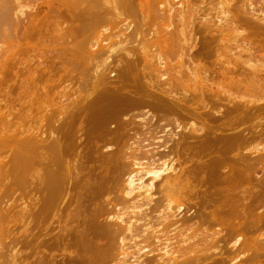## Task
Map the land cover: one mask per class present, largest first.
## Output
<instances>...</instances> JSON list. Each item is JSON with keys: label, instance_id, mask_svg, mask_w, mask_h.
Masks as SVG:
<instances>
[{"label": "bare ground", "instance_id": "obj_1", "mask_svg": "<svg viewBox=\"0 0 264 264\" xmlns=\"http://www.w3.org/2000/svg\"><path fill=\"white\" fill-rule=\"evenodd\" d=\"M206 1H208V2L211 1L210 5L213 7V9H214L213 2L218 5L217 7H218L219 11H218L216 6H215L216 7L215 9H217V10H214V11L218 12V14H220L221 16L215 14L216 15L215 21H214V19H212L213 21L210 20L206 16V15L209 16L210 14H206V15L204 14L205 15V17H204V15H200V13H199L200 10H201L200 12L202 14V12L207 13V12H209L210 9H212V7ZM215 1H213V0H0V43H1L0 44V264H31L33 261L35 262V264H58L57 260H55V258L51 256L52 253H54L53 249H52L53 251L51 250L52 253H50V252L48 253L51 255L46 257V258H41L38 256L39 259H37L38 257H35V255L37 254V250H35V249H37V248H35L34 245L35 246L37 245V247H38V243H35V242H39V241H40L39 243L41 245L44 242L46 244L53 242L56 246H58L59 244H62V245L66 244V242L70 238H73V243L76 244V245L72 244V245H74L73 247L78 246L80 248L81 252L78 254V252H79L78 251L77 252L78 256H76L75 258L68 259V261H70L71 264H86L89 262L95 264L94 262L96 261L98 254L94 250L95 249L97 250V248H98V249H100L99 251H102L100 248L101 246L99 247L97 245L98 247L97 246L95 248L93 247L96 244H98L97 243L98 241H100L98 238H97L98 241H97V239L93 240L91 238L92 240L89 243L86 241L87 235L84 231V228L80 229L81 228L80 226H79L80 228L75 226L78 229H74L75 227L73 228L74 223L77 224L76 221L74 222L75 219H73V217L74 216H77V218L79 217V215H76V214L80 213L78 208L81 207L80 206L81 200L80 199L78 200V198L72 199V197H70V196H72V193H75V192H72V193H70V192L74 191L78 188H75L74 190L69 191L68 185L70 183L69 182L70 179L74 178L73 176L79 175L78 173L81 171L80 169H79V171H78V169H76L78 167H76L77 163L74 160L76 158V155H77V153H75V152H77V151L79 152V150H77V151L75 150V152H74L75 158L71 154V156L74 158L73 159L74 161L73 160L72 161L75 162V165H74V163H70L71 159H72V158L70 159V156H69L70 162H68L70 164V166L67 163V161H69V159L66 160L68 157L65 158V155H67V153L69 154V152H72V151H69L71 149V145H72L71 140H72V138H74L73 136H75V135L77 136L76 133L78 131H82V128H84L83 127L84 122L85 121L87 122V120L91 121L93 123L98 122V118H99L98 112L100 109V107H99L100 103L99 104L96 103V105L93 106V108H92L93 115L91 117L88 118V117L84 116V114H81V112L83 113L84 111H81V112H79L80 115L79 114H78L79 116L77 115V118L72 119L71 115H70V112L72 113L74 111L73 110L74 109V107H73L74 103L73 104L70 103V99H72V98L70 97V99L68 100L69 102L66 101L67 103H70L72 106L71 107L69 104H66L69 107H71V110L68 109L66 111L67 113L70 111L68 113V115H70V116H68L67 113H64L66 110V109L64 110V108L66 106L64 105L63 108H60L62 106L60 105V103H58L59 100L56 101L57 97L59 98V96L54 97L55 94L53 93V91H54L53 89H56V87H58V85H59V84H56L54 82V80H56V82L59 81V79H55L56 77H59V78L61 77L62 79L67 78L68 75H69V77H71V75L73 76V74L75 72H77L76 70H83L84 69L83 72L84 71L85 72L94 71V70L90 71L91 66H88L89 68L87 67L88 64L93 62V64H91V65H92L93 69L95 68V71L91 72V73L87 72V75L91 74V75H89V76H91V78L89 76L87 78L83 77L86 74L82 72L84 74V75H82V74H80L81 71L80 72L78 71L79 75L77 72V74L74 77H76L77 75L80 77V75H81L83 79L79 78L77 76L78 81L76 78L75 83L76 82H77L76 84L81 83L83 86L81 84H78V85L73 84V85H75V87L78 86V87H76V90H77V88H80V87L83 88L84 84L86 82L85 83L83 82L84 83L83 84L82 80L85 79L84 81H86L88 78L93 79V76L96 75V77L98 79L94 78L95 81L93 79L94 87H96L97 88L96 90L99 91L98 87H97L98 85H95L96 79L99 81L101 78L100 75L101 76L105 75L103 73L106 72L108 65H110L109 64V62L111 61L110 56L114 52H116L118 49L124 53L123 55L126 59V60L125 59L124 60L126 63H128L127 66L124 65L125 68L123 69V72L126 73V76L132 75V76H130L133 79V82L131 81V83H133L135 85L136 89H135V91H133L134 93H131L134 95H131V96L136 98L137 103L146 104L147 102H149L152 99L149 95L151 94V92H153L155 95L154 96L155 98H153V101H154L153 106H155L156 108L170 109V110L178 111L179 114H182L184 117L191 119V120H189L188 123L187 122L184 123V121L186 119L183 122L181 121L182 119H179V120H177L179 122H177V121L173 120V119H175V117H173V114H171L173 119H171V121L169 120V122L170 123L175 122V125H176L175 129L176 130L170 131V129H167L165 127H161L160 124H159V126H160L159 127L157 125L158 124L157 123L156 125L159 127L160 131H162L163 136H162V139H155L154 136H150V134L154 135L155 133H153L152 128L148 126L149 124H151V123H149V121L151 122V120H149L151 116H149L147 118H139L136 116L135 118H138V119L134 120V118L133 119L131 118V114H128V116H130L129 118L134 120L135 123L137 122V124H135V127L137 126L138 129H140V131L142 133L144 131L146 132V130L149 128L151 129L152 133H150L148 135V138L152 139L154 137L153 140H161L159 145L157 144V146L160 148L158 152L155 151L154 149H151L149 151L148 150H146V151L140 150L143 147H146L145 145H152V143H150V141H148L149 140L148 138H146L147 141L149 142L148 144H145V143L142 144L143 142H146V139L144 138V140L141 139V141L137 140L140 142H138V144L135 145L138 148V149H136L137 153H138V151L142 152V155H139L135 158H136V160L146 161L145 165H143V163H141L139 161L135 162L136 164H134V161H133L132 170L136 169V168H134V165H135V167H137V169L133 172H132V170H128V172L130 174L128 175V177H126V182H125L126 184L124 183V185H125L124 190H123V187L121 186L122 187L121 191L124 192V194L126 195V197H125V195L123 194L124 197L125 198L128 197L127 201L125 199L123 200V203L127 204V202H129L128 204H130V202H131V205L129 208L132 207V209H135V210H133V212H131L133 215H134V212L136 210H137L136 212L140 211V213H139L140 215L143 214L141 211L143 209L142 205L151 206L150 204L152 203L153 200H155L153 198L154 196L151 194L155 190V187H156L155 185L157 184V183L155 184V182H156L155 180L160 181V186L163 185L165 188H168L167 185L169 183L171 185L172 180L174 181L173 184L175 185V184H177V181H178L177 179H179V178L181 179V177H179V175L181 174V172H183V170L179 168L180 174L177 173L176 167L173 165V162H172V156H173L172 153H174V155L177 154L178 149L180 147H184L185 145H187L186 143H188V145H189V142L191 141V140H189V142H188V139H187V142H186V139L182 140L183 137H182V139L179 138V136L182 135V133H181L182 131H184L186 136L189 138L190 137L195 138V136H201L202 137L201 138V144L203 147L205 145L212 143V142H215V143L218 142L220 144H223V145H225L224 151H228L231 149H235L236 151L237 150L240 151L241 149H239V148H242L241 152L244 153L247 149L246 148L244 149L241 146L244 145V147H245L248 144V143L246 144L247 140H252V141L257 140L256 142H258V140L260 138V141H261V138L264 137V126H262L264 123L262 121H260L262 118H264V116H260V114L264 113V100L262 101V98H261V94L264 92V91H262V90H264V89H262L264 87V85H262V84H264V82H261V81H263L264 78L262 79L263 76L260 75V72H262V71L264 72V66H262L264 63H262V65L260 64V62H262L261 61L262 58H264V49L262 46V43H264V10H263L264 7L262 6V9H259V8H261L260 7L262 5L261 3H263V5H264V0H260L263 2H260L258 0L259 5L261 4L259 6L258 10H259V12H261L263 14H260L259 12H257V9H255V4L258 3V2L256 3L255 0H237V2H236V0H215ZM254 1H255V4H254ZM198 2L200 3V6L202 3H204V4L206 3L211 8L209 9V8H207V7H209L208 5L204 6V4H202L201 7H205L206 9L205 10H204V8L198 9L197 8V6L199 7ZM196 3H197V6H196ZM43 6L46 9L42 8ZM256 6H258V4ZM44 9H45V12L43 13ZM136 10H138V12ZM211 11L212 10H210V12ZM255 12L259 13V14H256ZM38 13L40 14V18L45 17L44 23H42V19H40L41 21L38 20V18H39V16H37ZM45 15H47V16H45ZM48 16H51L52 18H54L53 20H54V22L55 21L57 22V23L55 22V24L57 26L53 25L54 24L53 20H50L52 18H50ZM218 16H220V17H218ZM211 17H212V15H211ZM49 20L52 23V25L55 27V29H54V27L51 28L49 26V23H50ZM81 21L85 22L84 28L86 30L84 29L83 32L85 34H87V31H88V34H87L88 36L86 35L87 38L84 37L86 40L85 42H83L84 44L81 43L82 45H80L79 42H76V44L78 43L80 45L78 48L81 47L80 48V49H82L81 52L78 48H77V52H76V49L74 48L75 51L74 52L72 51L73 52L72 53V52H70V50H73V47H74L73 44L75 45V41H73L74 43H71L69 41H71L75 38L74 36H73V38L71 37L72 34L73 35L75 34L76 39L80 38V36H78L80 34L82 37L81 32H82L83 28H81L79 34L77 33L78 31L77 32L75 31V30H77L76 27L80 28L81 24L83 26L84 22H82L80 24ZM77 22L80 24V26ZM40 23H41V25H40ZM51 23H50V25H51ZM164 23H165V25H164ZM61 24L63 27L61 26ZM65 24H68V25L78 24V25L75 27V29H71L69 27L72 25L66 27ZM177 24H178V27L180 26L179 28L177 27ZM161 25L164 26L165 28L163 29V27ZM64 26L66 27L65 28L66 30H64V33H63L62 30L64 29ZM49 27L51 30H53V29L56 31H59L60 29L61 30L57 33H56V31L54 32V30L52 32H49V29H48ZM72 27H74V26H72ZM160 28L163 29V31H161ZM229 28H230V30H229ZM175 29H176V31H175ZM226 29L231 31L232 36L230 37V34H229V38H232V39L228 38V34H227V33H229L228 30H227V33H224V31H226ZM231 29L234 32H232ZM65 31H66V33L68 32L67 36L72 38V39L69 38V41H68L69 45H68L67 41L64 42L65 40H63L64 44H62V41H60V40L65 38V35H66ZM49 33L50 34L56 33V35L51 34V37H50ZM58 33L60 34L59 36H61L59 38L60 40H58V37H59ZM222 33H224V36H227V37L221 38L220 35ZM46 34L49 35L48 37L50 39L47 37ZM68 34H71V36ZM85 34H84V36H85ZM34 35L35 36L38 35L39 37L36 40H33ZM62 35H64L63 38H62ZM52 36H54V38H56V40ZM110 36H114V37L116 36V38L118 40H116V38H114L113 39V40H115L114 42H108L109 41L108 39L110 38ZM217 36H218V38H217ZM222 36H223V34H222ZM51 38L53 39L54 42L56 41L57 43H59L58 41H60L61 44L66 47V48L63 47V49H62V45L59 43V46L60 45L61 46L59 48L57 47V50H56L55 47L58 44L56 45V42H55L54 43L55 44L54 49L57 52H59L60 49H61L60 51L66 49L65 52L67 53V49L70 45H72L73 47H69L70 48V49H68L69 55H72V56H73V54L77 55L78 51L80 54L83 52V54H81V55L79 54L78 57L76 56L75 57L76 59H73L74 56L72 58V56L70 57L68 54H67L68 56L65 55L66 54L65 52L63 55L60 54V56L62 55V57L64 55L66 56V57L64 56L65 59L63 57V59L66 62L70 61V60H73L74 64L76 62L75 67L79 68V66H81L80 69H78V68H76L75 70L72 69L75 72L70 73V72H72V70H70L71 67L74 68L72 66L73 62L71 61L72 63L71 62L69 64L67 63L68 65H70V67H69L68 65H66V62L62 58H60V56H56L57 59H54V56L51 55V57H53V58H51L52 60H51L50 64L48 63L49 62L48 59H50L51 53L46 52L45 55L41 54V53H44V52H42L44 50V48L42 47V46H44V43H42V42L40 43L39 39H41L44 42L46 41L45 43L48 44L47 41L52 40ZM82 38L79 39V41L81 40L80 42H82ZM84 38H83V41H84ZM138 38H139V41L141 40L140 41L141 43H139V45H137ZM224 38L226 41L224 40ZM226 38L231 40V41H228ZM147 39H149L148 41L151 42L150 44H148L146 42ZM261 41H263V42H261ZM134 42L136 44L133 45ZM52 43H50L51 45L49 44V46H53ZM231 45H233V46H231ZM76 46L77 45H75V47ZM149 46L151 47V49ZM152 46L155 47L154 48L155 50L159 49L160 51L157 50L158 52H156V51L152 50ZM261 46H262V49H261ZM232 47H234L235 49H237V48L240 49V50H237V55H234V57L232 54H231L232 56L229 54L232 50L230 48H232ZM29 48L31 49V51ZM42 48H43V50H41ZM234 48H233V51L235 50ZM257 49L258 50L261 49L263 52V54H262V52L260 53V51L258 53L259 54L258 56H261V55L263 56V57H260L261 59H257L259 57L256 56L257 55L256 53H254L256 51L258 52ZM38 50L41 51V53H39L40 56H38L39 54L37 52L35 53V51H38ZM221 50L222 51L224 50L223 52L225 55L222 54L223 56H221V52H220ZM225 50L228 51V53L225 52ZM229 50H230V52H229ZM32 51H34V52H32ZM151 51H154V53H152ZM170 51L171 52L175 51L176 53H178L179 57L175 53L172 52V54H174L175 58L174 57L171 58L173 55L171 56ZM30 52H32V56L28 55ZM235 52H236V50L234 51V53ZM33 53H34V55H33ZM116 53H118V52H116ZM116 53H114V54H116ZM165 53L166 54L170 53V56H171L170 60H172L170 63L173 62L172 65L173 64L175 65L174 62L179 60L178 61L179 63H177L179 65H176V67L180 66V65L181 66L179 69L177 67V69L178 70L184 69V72L183 71L182 72L186 75L187 80H189L188 82L190 83V81H191V83H193V84H189L188 82L185 83L186 78H184L185 80L182 79L183 77H185V75L184 74L181 75V73H182L181 71L179 73L178 70L177 71L175 70L178 74H172V73H176L175 71L174 72L172 71V68L174 66L169 65V66H167L169 69H166V64L168 65L170 63L168 62L169 60L167 61V58H166V60L164 59ZM23 54L24 55L26 54L27 56L25 55L24 56L25 58H24L23 56H21ZM47 54H49V55H47ZM226 54H228V56L232 57V59H231V57H228L231 59V61L227 60L228 59L227 57L225 58ZM243 54H246V55H244L246 57H242ZM82 55H85L86 60H88L87 58H90V60H88V62L90 61V63H87V61H84L85 57L81 58V57H83ZM211 55L213 56L212 59L210 58ZM113 56L116 57V55H113ZM167 56L169 58V55H166V57ZM67 57L71 58V59L68 60ZM96 57H99L100 59L98 58L99 60H97ZM109 58H110V60H109ZM79 59H82V60H80V62H78ZM92 59L93 60L95 59V60L93 61ZM114 59H116V58H114ZM117 59H118V57H117ZM173 59H174V61H173ZM176 59H178V60H176ZM256 59H257V61L258 60L260 61L259 65L257 62H254V63L251 62V61H255ZM57 60L59 61V64H60L59 66H61L60 67L61 71H59L60 69L59 70L57 69V72H55L56 71L55 67H58V65H57L58 62L56 64L57 66L56 65L54 66L55 70H53L54 68H52V65L54 64L53 61H57ZM96 60H97L96 64L97 63L98 64L96 66H94V64H95L94 62ZM82 61L84 62V65H83L84 68L83 69H81L82 63H83ZM60 62L63 64L65 62V67H64V65L62 66ZM32 64H34V66ZM77 64L78 65L80 64V65L78 66ZM116 64L119 65L118 62H116ZM116 64L113 63V67H114V65L116 66ZM131 64L133 65L132 68H134L133 69L134 72L132 71L133 73L129 69V65H131ZM183 64L185 66H183ZM260 65H261V67H260ZM164 66H165V68H164ZM182 66L184 68L181 69ZM85 67H87L89 70H87V68H85ZM116 67H118V66H116ZM170 67H172V68H170ZM176 67H174V68L176 69ZM63 68H64V70H63ZM66 68H70L68 70L69 73H67L66 76H63L67 71ZM110 68L113 69L112 67L109 66L108 69H110ZM162 68L166 69V72L164 71L165 73L163 72ZM174 68H173V70H174ZM170 69L172 71V73H171L172 76L171 75L170 76L173 79H174V77H173L174 75L176 77L179 76V78L181 75V77H182L181 80L185 81L184 83H182L183 81L180 83L181 80H177L179 78H175V80H173L176 82L178 81V83H176L177 85L173 82L176 86H178L180 83V85H179L180 91H182L184 89V91L180 92L181 94L177 95L176 91H179V90H176V91L172 90L171 91V87L174 86V84H170L172 82L169 83L171 78L170 79L166 78L167 75H169L168 73H169ZM115 70H116V68H115ZM58 71H59V73H58ZM109 71H111V70H109ZM199 72H200V75H199ZM56 73L58 76L55 75ZM61 73H63V74H61ZM92 73L95 75H93ZM107 73H110V72H107ZM117 73L119 75H121L119 72H117ZM166 73H167V75H166ZM110 74H112V73H110ZM114 74H116V72ZM54 75H55V78H53ZM112 76H111V78H112ZM74 77H71L69 79L70 80L69 82H71V80ZM106 77H108V74ZM150 77L154 80L153 81L149 80V79H151ZM111 78H109V79L112 80ZM117 78H116V80H117ZM168 78H169V76H168ZM80 79H81V82H79ZM165 79H167L168 82L165 81ZM260 79H261V81L258 83V81ZM101 80L105 81L103 76H102ZM193 80L195 82H193ZM73 81L74 80H72V82ZM163 81L165 83L167 82L171 85L170 88L168 87V89H170V91L168 90L169 93L167 92V90L164 91L165 89H163V91H162L163 87L160 89L161 91H157V89H156L157 87L156 88L154 87L156 83L161 84ZM63 82H64V80H62V82L60 83L61 86L64 85ZM88 82L90 84V83H92V80L91 81L88 80L87 83ZM101 82L99 83V85L100 84L102 85ZM105 82L103 83L104 84L103 91H104L105 86H107V85L109 86V84L111 86V83H112L111 82V83H108L106 85ZM125 82L126 81H124V83ZM127 82H128V80H127ZM122 83H123V80H122ZM131 83H129V84H131ZM243 83H245V86L243 85ZM254 83H255V87L258 86L257 88H261V89L260 90H258L257 88L253 89ZM3 84H5L6 86H3ZM118 84L120 85V83H118ZM133 84H132V86H133ZM169 84H167L165 86H169ZM247 84H250V85H247ZM55 85H56V87H53ZM79 85H81V86H79ZM124 85H123V88L121 90L122 92H123V90L130 88V87L125 88ZM261 85L263 87H261ZM67 86H69V85H67ZM87 86H89V85H87ZM160 86H164V85L161 84ZM241 86H244V87H242V89L247 88L246 90L249 92L251 90H253L252 94L251 93L248 94L249 92L247 93L245 90L240 91ZM246 86H248V87H246ZM249 86H251V87H249ZM119 87H122V86H119ZM174 87H173V89L176 88V87L175 88ZM231 87H233V89H234V87H236L235 91L232 90V91H234L233 94H231L232 93ZM51 88H52V90H51ZM59 88H60V86H59ZM86 88L87 87L85 85V89ZM111 88H115L114 84H113V87L111 86ZM153 88H155V90H153ZM181 88H182V90H181ZM83 89H81V90L78 89L77 91L79 92V91H82ZM85 89H84V91H86ZM88 89H89V87L87 88V90ZM92 89L93 88H91V90H88L86 92L83 91L82 93L85 94L88 92L87 94L89 95V91L93 92L95 88L93 90ZM132 89L133 88H131V90ZM249 89H251V90H249ZM57 90H58V88H57ZM64 90H66V89H64ZM73 90H74V88H73ZM73 90H72V92H73ZM237 90H239V91H237ZM254 90L255 91L258 90V91H256V93H254ZM49 91L50 92L52 91L53 94L50 93V95H53V97L56 98L55 100L53 97H51L49 94H47V93H49ZM77 91H76V94L79 95L81 92L77 93ZM119 91L120 90H118V92ZM128 91H126V92H128ZM173 91L176 92V95ZM259 91H262V92H259ZM94 92H96V91H94ZM165 92H167L168 94L171 93V96H172V94H174L173 95L174 97L172 96L170 98V96H167L170 99L165 100V96L168 95L167 93L165 95ZM236 92H238V93L240 92V94H238L240 99L237 98L238 95L236 94ZM241 92H242V94H243V92H244V94L247 93L248 97L246 99H249V100L244 99L246 97V94L244 97V94L242 95ZM55 93H57V92H55ZM119 93H121V92H119ZM59 94H60L59 99L61 100L63 97L62 94H64V96H65V92L64 93H57V95H59ZM66 94H68V93H66ZM70 94H72V93H70ZM87 94H86V96H82V94H80V96H82V97H78V98L79 99L81 98V100H78L77 97L76 98L73 97V100L77 99V101L80 102L83 99L84 103H85V100H87V99H85V97L90 98L87 96ZM256 94L261 99L259 98L257 100ZM43 95L44 96L49 95L51 97V100L47 99L48 96L44 97ZM124 95H121V96H124ZM179 95H182L183 98H180V99H178V97L175 98V96H179ZM250 95L252 97L255 96L254 97L255 99L252 97H249ZM37 96L39 99L37 98ZM39 96L41 98H44V99H40ZM241 96H243L244 98H242ZM50 97H48V98H50ZM179 97H181V96H179ZM262 97H264L263 94H262ZM37 99H38L37 102H38L39 106H40L41 102L44 105V103L47 100V102L51 101L52 103L51 104L45 103L46 106L47 105L52 106L53 102H57V105H55V106L59 107V105H60V107L56 108L54 106L53 109L55 108L58 111L57 110L55 111L52 109L55 112H51L52 110H50V108H52V107H49V110H47L48 108H46V109L43 108L46 106L45 105L43 106L41 104L42 107H40V108L37 107L39 109L36 110L37 108H35V107L37 106V103L35 104V102ZM52 99H53V101H52ZM182 99H186L187 101L189 100L193 103L190 104V102H189L188 104H190V105L185 104L184 103L185 100H182ZM64 100H67V99H63V101ZM90 100H91V98H90ZM77 101L75 104L78 105ZM60 102H62V101H60ZM71 102H72V100H71ZM63 103H65V102H63ZM63 103H62V105H63ZM34 104H35V106H34ZM54 104H56V103H54ZM81 104L83 105V103H81ZM81 104L79 103V107H81L82 110H85L84 109L85 106L83 105L84 106L83 107ZM193 104H194V107L192 106ZM212 104H216L218 106H220V104H221V107H223L222 105L225 104L226 107L225 108L223 107L224 110H228L231 112L234 111V114L231 113V115H232L231 117L229 115L226 116L224 113L221 112V110L223 108H220V107H218V109H214L213 107L211 108ZM85 105H87V103ZM16 106H18V107H16ZM105 106H106V104H105ZM33 107H34V109H33ZM137 107H140V105H138ZM41 108L43 110L39 111ZM76 108H78V106ZM61 109L64 111H62ZM34 110H35V112H33V114H32V111H34ZM78 110H77V112H78ZM36 112H38V114H36V115H38L37 117H35L36 115L34 116V114ZM235 112L236 113L238 112V113L236 114ZM153 113H155V112H153ZM253 113H256V114L252 115ZM258 114H259V117H262V118H259V119L256 118V117H258ZM31 115L34 116V118H36V122L34 121L35 119ZM66 115L68 116V118L66 117ZM160 115L161 114H159V117H160ZM164 115L162 114L161 117H163ZM174 115H175V113H174ZM245 115L248 116L249 118L255 117L257 115L255 117V119H258L260 121V123L262 122L261 123L262 125H260L261 127L260 126L257 127V125H256V127L255 126L253 127L252 125H248L249 123L253 124V122H249V120H248L249 123L248 122L244 123L241 118H243ZM219 116H221L223 118V119L220 118V120L222 119L221 122L230 118L229 124L226 127L228 131H226V130L225 131H219L218 130V128L222 124L221 123L219 125L220 121L217 122L218 125L216 123H213L215 126L212 123H210V122H212L210 120H214V119L218 118ZM225 116L229 117V118H226ZM124 117L122 119L123 121H125L127 115ZM155 117H157V116H155ZM166 117H167V115H166ZM224 117L226 119H224ZM31 118H32V120H31ZM69 118H71V119H69ZM120 118H122V115L120 116ZM131 119L130 120L127 119L128 121H125V123L127 122V126L130 125V127H131L132 123H134L133 121H131ZM167 119H170V116L167 117ZM250 120L254 121V119H250ZM119 121H121V119ZM180 121L182 122L181 126H180V123H181ZM186 121H188V120H186ZM195 121H198L200 123V125H197L195 123ZM259 121H258V123H259ZM29 122L32 124H30ZM34 122L37 124L35 125ZM225 122H224V124H225ZM242 122L244 123L243 125L246 124L247 126H249L248 128H250V126H251L250 132H249V129L244 130L243 128L242 129L238 128L239 125L242 124ZM125 123H123V124L125 125ZM235 123H240V124L238 125V127H236L237 125L236 126L232 125ZM123 124H122V127H124ZM33 125H35L34 128H33ZM243 125H240V127H242ZM216 126H219V127L217 128ZM224 126H226V125H224ZM224 126L222 125L220 128H222ZM73 127H74V130H73ZM152 127H153V129L155 127V129L157 130L155 125ZM127 128L128 127H126L125 129H127ZM133 129H134V132H132V135L136 132L135 128H133ZM138 129H137V131H138ZM72 131H74V133H72ZM129 131L130 130L128 129V130H125L123 132L124 133L128 132L127 133V135H128ZM116 132H114V133H116ZM141 132L140 133L138 132L140 135H137L138 133L136 134V136H140L138 139L142 138L143 135H145V134L141 135L142 134ZM147 132L149 133L150 130L149 131L147 130ZM99 134H101V133H99ZM111 135H112V133H111ZM146 135H147V133H146ZM106 136H108V135H106ZM136 136H135V138H136ZM186 136H184V137H186ZM109 137H107V139ZM118 137L119 136H117L116 138L118 139ZM79 138L80 137H78V139L75 138L76 143L79 141ZM130 138H132V137H130ZM192 138H190V139H192ZM109 140H111V139H109ZM94 141H96V139H94ZM137 141H136V143H137ZM116 142H114V143H116ZM154 143H153V145L155 146L156 143L155 144ZM193 143H194V141H193ZM133 144H134V141H133ZM192 144H190V145L192 146ZM257 144H259V142L256 144H253V146H256ZM259 145L261 146V144H259ZM260 146H258V145L256 146L258 149H256L255 147H252V145L250 146L259 152L258 153L254 150L256 152L255 155L254 154H251V155H254V156L257 155V156L255 158L253 157V159H252V156H251V159H249V157H248L249 155L247 156V155H245V153L243 154L240 152V153L235 154L236 153L235 150H234L235 153H233V152L230 153V155L235 154V155L231 156L232 157V160H231L232 167H231V164H230L231 168H229V166H228L230 172L227 175H224V176L221 175L222 177L220 176V178H217V183L218 182L223 183V186H221L219 184L220 185L219 187H217V188L213 187L215 189L214 190L215 194L213 195V199H212V200H215L214 204H213L214 207L212 208V206H211V208H212L211 210L207 209V210H210L208 213H204L203 215L199 214L200 215L199 219L201 217L202 221H204L206 225L204 227H200V226H202V225L198 224V223H200L199 222L200 220H198V222H196L197 224H195V225H197V227H196L197 229H198V226L200 227V229H198L199 231L201 230V228L206 227V229H204V230L202 229L203 233H201V235H203L202 236L203 238L200 236L199 232L197 231L198 235L202 238V239L200 238V240H199L201 242L194 239L195 242L191 241V243H189L187 241L189 244L186 242H183V243H186V245H183V244L180 245L179 244V246H176V245H178V242L181 243L180 241H182V240H180V241L178 240V237L180 235L177 232H178V230L180 232L181 227H179L180 223H177V222L181 221L183 226H184V222H183L184 220H186L185 224L188 222H193V221H191L192 220L191 218H193L192 214H194L195 212H194V209L193 210L189 209L188 204L190 203L189 205H191V201L194 204V202H196V200H198V199L192 200L193 197H195V195L192 194V195H194L192 198L189 197V195H188V197L191 199V201L187 197L186 198L187 201H185V203L183 202L184 200L181 197H179L178 199H175V198H171V197L167 196V199L165 201L166 203H165V205L163 204L164 208H163V210H161L159 212L161 214L160 218H162V221L168 220L169 222H172L171 224L174 223L173 224L174 229H177L179 227V229H177L175 232V234H178V236L175 235V237H177V238L173 237L174 235L172 236L173 239H175V241L177 239V241H178L177 243L173 244L174 241L171 242V240H173L172 238H171L170 243H169L168 241L165 240V238L169 240L168 237H164L163 239H161V236L159 238V236H157L158 234H156L155 232L152 233V231H148L146 233L147 234L146 235V234H144V230L143 231H141V229L137 230L138 226H137V228H135L136 225L134 226L133 222L130 223L129 220H127L126 222H125V220L123 221V219H122L123 215L122 214H120V215H122V217L119 214H117V215H115V219H118L119 221L117 222V224H115V226L116 225L120 226V227H122V229L119 228V232H117L115 234L114 228H116V227H114V223H116V220L114 221V223L110 222L108 224L106 222V224H107L106 227L108 225L110 226L111 224H113V225H111L112 230H110L112 233H109V235H108V236H110L111 239H109V237L107 239L111 242V245L112 244H114V245H113V248H111L112 246L109 244H108L109 247L107 245L103 246V247L104 248L105 247L111 248L114 250L115 244H117L119 242V240L123 241L122 236H125V237L129 236V235L128 236L124 235V234H126V231L128 234V232L131 233L134 229V230H137L138 232L140 231V233L144 234V236L146 235L145 238L149 236L147 238L148 239L147 240L141 234L143 236V238L145 239V241L152 240V242L151 241L148 242L149 244L147 242L145 243L144 241H142V238H141L142 236H141L140 241L144 242V243L141 242V244H143V245L138 244L139 246L135 247L136 248V249H134L135 251H132L131 253L128 251L130 254L124 253L123 248L121 247L120 244L119 245L122 248L123 252L121 251V249L119 250V248H120L119 246H118V250L121 251L119 253L116 251L117 249L115 250L116 252H114V253L110 252L111 250L109 251V249H108V251L111 253V255L112 254L115 255V253L116 254L118 253L122 257H126V258H128L127 255L132 256V261H131V259H129L131 261V263L129 260H126V264H127V261H128V264H146V263H150V264H205V263H208V264H264V147H263L264 145L261 147ZM193 147H194V145H193ZM185 148H186V146H185ZM77 149H79V147H77ZM196 151H198V150H196ZM199 152H201V151H199ZM181 153H183V151H181ZM208 153L210 154V152H208ZM133 154H135V153H133ZM179 154H180V152H179ZM107 155L109 156V154H107ZM194 155H195V153L193 154V156ZM79 156L80 155L78 154V157ZM160 156H162L164 159L160 163H158V160L162 159V157H160ZM120 157H121V155H120ZM132 157L134 158V156H132ZM196 157H198V156H196ZM108 158L109 159L111 158L112 160L114 159L112 157H108ZM193 158H192V156H191V158L189 156L190 161H192L191 159H193ZM218 158H220V157H218ZM82 159L79 158V160H82ZM111 159H110V162H111ZM179 159H180V156L177 160L178 162H179ZM195 159H196V161L201 160V159H197V158H195ZM107 160L108 159H106V161ZM115 160H113V162ZM107 162H105V163H107ZM207 162L202 161V164H204V163L206 164ZM195 163H197V162H195ZM199 163H201V162H199ZM225 163H226V161H225ZM71 164H73V166H75V169L73 167V170L72 169L70 170V168H72ZM220 164H222V162ZM123 165H124V163H123ZM193 165H191V166H193ZM78 166H80V165H78ZM104 166H106V165H104ZM112 166H114V165H112ZM198 166H200V165L198 164ZM224 166L227 167L226 164H224ZM124 167H125V165H124ZM204 167L206 168V166H204ZM222 167H223V165L221 166V168H219V171H220V169H222ZM228 168H226V169L228 170ZM122 169H124L123 166H122L121 170ZM186 169H187L186 171H188V169L191 170L190 167H188ZM194 170H195V168H194ZM200 170H197V171H200ZM70 171L71 172L74 171L73 173L75 175L72 173L73 174V176H72ZM75 171L78 173H75ZM82 171H83V169H82ZM124 171H125V169H124ZM143 171L145 172V174L151 175V178H150L151 180L146 184L142 183L140 175H139V173H141ZM192 171H188V173L189 172L191 173ZM183 173H185V177L189 179V177H188L189 174L188 173L186 174L185 171ZM70 174L72 177L70 176ZM191 174H193V173H191ZM191 174H190V176H191ZM116 175H117V173H116ZM181 176L183 178L184 175H181ZM201 176L204 177L205 174L203 176L201 173ZM86 177L87 176H85V178ZM76 178L78 179V176ZM76 178H75V180H76ZM83 179H84V177L81 178V180H83ZM88 179H89V177H88ZM169 179H170V181H169ZM188 179H187V181H188ZM200 179L203 180L204 178H200ZM200 179L196 180V181L197 182L199 181V183L202 182ZM75 180L72 179V181H75ZM81 180H80V182H81ZM183 180L186 181V179H184V178H183ZM168 181H169V183H168ZM180 181H182V180H179V182H178L179 185H181V183L183 182L182 183L183 185H181L180 189H182V188L184 189V187L185 186L187 187L188 185H193V184H189V183H191L190 180H189V182H187L188 184H186L185 181H182L180 183ZM196 181H195V184H197ZM203 181H204L203 184L206 185L205 180H203ZM80 182H79V184H77V186L80 185ZM86 182L88 183L89 181H86ZM91 183H88V184H91ZM166 183H168V184L165 185ZM200 184H197V185H200ZM83 185L86 186V184H84V183H83ZM197 185H193L194 188L193 189L191 188L192 190H190L188 187H187L188 189L186 187L185 188L187 190L194 191L196 189V187L198 188ZM212 185H213V183H212ZM71 186L72 185H70V187ZM92 186H93V184H92ZM106 186L107 185H105V187ZM113 186H114V184H113ZM175 186H173V188H175ZM213 186H215V185H213ZM82 188L84 189V187H82ZM178 188H179V186H178ZM83 189H82V191H83ZM112 189L113 188H111V191H112ZM152 189H154V190L151 191ZM33 190H35L36 192H34V195L31 196L30 192H33ZM78 190L80 191L81 189H78ZM106 190H104V191H106ZM171 190L172 191L169 193H171V195H172L173 189H171ZM196 190H195V192L198 193V191H196ZM206 190L208 191V189H206ZM210 190H211V188H210ZM17 191H18V193H17L18 195H19V193H20V195L24 194L21 196L22 197L25 196V198L29 194L28 199L26 198L27 199L26 202H24L26 200V199H24V197L23 198L20 197L21 200L22 199H24V200H23V206H20L21 208L19 207L20 208V211L18 210L19 214L17 213L18 211L16 213H14L12 210L13 205L16 203V202L14 203L12 201L15 200L16 196L19 197L16 194ZM150 191H151V193H150ZM190 191H188V192H190ZM202 192L204 193L205 191H202ZM35 193H38V196L35 195ZM184 193H185V191H184ZM69 194H71V195L69 196ZM76 194L77 193H75L73 196H77ZM204 194H207V193H204ZM123 195H120V196L122 197ZM190 195H191V193H190ZM199 195H202L201 197L203 199V197H204L203 194L199 193ZM12 196H15V197L13 198ZM129 196H131L130 197L131 200L129 199ZM185 196H186V194H185ZM102 197H103V195H102ZM121 197H118V198H121ZM12 198H13V200L11 201ZM31 198H33L32 202H30ZM81 198H83V196ZM197 198H198V196H197ZM122 199H121V201H122ZM9 200L12 203L9 202ZM21 200H20V202H22ZM147 200L149 203L150 202L151 203L146 204ZM142 201L145 203H141ZM71 202L73 204H75L74 205L75 207L71 204ZM101 202L103 204L102 200H101ZM116 203H117V200H116ZM158 203H160V202H158ZM204 203H208V201H204ZM70 204L73 206L74 210L77 212V213L74 212L76 214L72 213L73 208L70 209L71 208ZM124 204H123V206H124ZM209 204H210V202H209ZM157 205H161V203L157 204ZM201 205H202V208L200 207V210L204 209L203 207H205V204L204 205L201 204ZM35 206H37V207H35ZM108 206H106V207L108 208ZM94 207H95V205H94ZM137 207H140L141 209L138 210L139 208L137 209ZM158 207H160V206H158ZM127 208H128V206H127ZM81 209L84 210L83 205H82V208H80V210ZM95 209L92 210L93 211L92 213L95 212ZM98 209L100 210L101 208L98 207ZM108 209H110V208H108ZM111 209L113 210V208H111ZM147 209H148V207H147ZM16 210H17V208H16ZM101 210H104V209H101ZM101 210H100V212H101ZM115 210L116 209H114V211ZM149 210H151V208ZM108 211L110 212L111 210H107L106 212H108ZM11 212H13L16 215L17 219H14V214ZM97 212L100 214L99 211H97ZM109 212H108V216L111 213V212L110 213ZM203 212H206V209H204ZM147 213H148V211H147ZM197 213H200V212L197 211ZM84 214H85V211H84ZM160 214H159V216H160ZM17 215L19 217H17ZM133 215L131 216L132 218L130 217L131 221L133 218H135V217L137 218V216H138L137 214H135L136 216L133 217ZM80 216L83 219H87V218L83 217V214ZM142 216H144V214L141 215V217ZM88 218H89V215H88ZM113 218H111V219H113ZM99 219H101V217ZM99 219L98 220L96 219V220L99 221ZM188 219H191V220L187 221ZM195 219H194V222H195ZM104 220H106V219H104ZM79 221H80V217H79ZM202 221H201V224H202ZM16 222L18 223L17 226H16ZM33 222L36 223L35 226L37 227V230H33V229H35V227L32 226ZM166 222H163V223H166ZM169 222H167L169 224V226L167 227L168 229L171 225ZM72 223H73V225H72ZM120 223H123V224H120ZM175 223H176V225H175ZM193 223H188V224L190 226V224H193ZM53 224H55V226H53ZM103 224H101V225H103ZM177 224H178V227H177ZM43 225L44 226L46 225V226L43 227ZM174 225L176 228L174 227ZM14 226H16V227H14ZM48 226L52 227V229L50 230L48 228ZM104 226H105V224H104ZM164 226L166 227L167 224ZM186 226H187V224H186ZM189 226H187V227H189ZM171 227H172V225H171ZM103 228H105V227H103ZM103 228H100V230L102 229V231H103ZM108 228H110V227H107V229ZM173 228L171 230L174 232L175 230H173ZM196 228L193 230V235L195 234L194 231L196 230ZM105 229H104V232H105V234H107L106 233L107 229H106V231H105ZM117 229L118 228H116V230ZM14 230H16V232H14ZM98 230H99V228L97 229V231ZM182 230L184 231L185 229L182 228ZM120 231H121V233H122V231H125V233L121 234ZM189 231H190V229H189ZM138 232L135 231V233H138ZM135 233H133V234H135ZM110 234H112V235H110ZM118 234H120L122 236H120ZM133 234L131 235V237L129 236L128 238L129 239L131 238V240H132L133 236H135ZM150 234H154V235L156 234V235L153 236V239H152L151 238L152 235H150ZM183 234H185V233H183ZM190 234L191 233H189V236H190ZM98 235H97V237H98ZM116 235H118L119 238H117L118 236L116 237ZM104 236L107 237L106 235H104ZM113 236L116 237L118 240V241H116V239H113V242H115V243H112V241H111L112 238H114ZM137 236L138 235L136 234V237H134V238L137 239ZM88 237H90V235ZM19 238H21V241ZM107 239H105V240L108 241ZM180 239H183V238L180 237ZM196 239H198V238H196ZM18 240L20 243L22 242V246L25 248V250H21L20 247H19L20 249L16 248ZM161 240H163V241L165 240L169 244L172 243L173 247L176 244L175 245L176 247L172 248L171 245L168 246L169 245L168 243H166L165 241L161 242ZM33 241H35V242H33ZM183 241H186V240H183ZM196 241H198V243H196ZM86 242L89 243V245H91L92 243L94 244V242H96V244L92 245L93 249L91 248L93 250L92 251L93 253L90 254V252L87 251L89 248H88V245ZM126 242L127 241H125V243ZM136 242H139V240ZM104 243H105V241H104ZM100 244H102V243H100ZM72 245H71V247H72ZM125 246H127V244ZM63 247H65V246L63 245ZM24 248H22V249H24ZM104 248H102V249H104ZM107 248H105V250H103L102 253L103 252H104V254L107 253L106 252ZM44 249L45 248L43 247L42 248L43 252H44ZM71 249L72 248H70V250ZM127 249L125 248V251ZM19 250H21V251H19ZM42 250H40V252ZM59 250L62 253L66 254L65 251H67V250L64 249L65 251H62L61 248ZM60 251H58V252L56 251V252L60 253ZM160 251H162V252H160ZM74 252H75V250H73V252H69V254L70 253L73 254ZM109 252L107 253V255L109 254ZM155 252H157V253H155ZM57 253H55V254H57ZM67 254H68V252H67ZM38 255H40V253ZM59 255L61 256L62 254L60 253ZM59 255H58V257H60ZM114 255H113V257H114ZM70 256H71V254H70ZM103 256H106V255H103ZM108 256H110V254ZM110 257H112V256H110ZM110 257H107V260H109ZM99 258L97 259L98 262H100V260L105 258V257L100 258V259ZM120 259H121V257H120ZM111 260H113V259H111ZM63 261H64L63 258H61L62 264H64ZM123 261H125V260L123 259ZM98 262H97V264H99ZM101 262L105 263L107 261L105 260V261H101ZM115 264H117V263H115ZM121 264H123V263H121Z\"/></svg>", "mask_w": 264, "mask_h": 264}, {"label": "rangeland", "instance_id": "obj_2", "mask_svg": "<svg viewBox=\"0 0 264 264\" xmlns=\"http://www.w3.org/2000/svg\"><path fill=\"white\" fill-rule=\"evenodd\" d=\"M213 1H215V0H213ZM255 1H256V3L258 2V3H257L258 6H256L257 4H255ZM255 1H254L255 9H257V12H259V10H258L259 6L262 4V5L260 6L261 8H259V9H262V6L264 7V5H263V3H261V4L259 5V1H260V0H259V1H258V0H255ZM206 2L209 3V5H210V3H211V1H210V2L206 1ZM215 2H216V1H215ZM236 2H237V0H236ZM238 2H239V1H238ZM260 2H263V1H260ZM216 3H217V2H216ZM198 4H199V7L197 6V3H196V6H197L198 9H200V8H202V9L204 8V10L206 9L205 7H201L202 4H204V3H202L201 6H200V3H199V2H198ZM213 4H214V5H213V6H214V9H213V7H212L211 5H210V6L212 7V9H210L211 7H210L208 4H206V3L204 4V6H205V5H208L209 7H207V6H206V7L209 8L210 10H212V11L210 12V10L208 9L210 13L207 12V11H208V10H207V11H206L207 13L202 12V14H201V12H200L201 10H200V11H199L198 9H197V10L199 11L200 15L210 14V15H209L210 17H209L208 15H206V16H207L210 20L214 19V21H215V19H216V15H215V14H217V15H220V14H218V12L214 11V10H217V9H218V7H217L218 5L215 4L214 2H213ZM215 6L217 7V9H215V8H216ZM256 7H257V8H256ZM42 8H45V7L43 6ZM42 8H41V9H42ZM45 9H46V8H45ZM45 9H44L43 13L45 12ZM263 10H264V9H263ZM136 11L138 12V10H136ZM218 11H219V9H218ZM39 13H40V12H39ZM39 13H38V15H37V16H39L38 20L41 21L40 19H42V23H44V19H45V17L40 18V14H41V13H40V14H39ZM255 13H256V12H255ZM259 13H260V14H263V13H261V12H259ZM259 13H256V14H259ZM205 15H204V17H205ZM211 15H212V17H211ZM214 15H215V16H214ZM45 16H47V15H45ZM220 16H221V15H220ZM220 16H218V17H220ZM48 17L52 18L51 16H48ZM207 17H206V18H207ZM46 18H47V17H46ZM53 19H54V18H52V19H50V20H53ZM50 20H49V22H50ZM58 20H59V19H58ZM212 21H213V20H212ZM53 22H54V20H53ZM55 22H56V21H55ZM55 22H54L53 25L57 26V25L55 24ZM82 22H84V21H81L80 24H81ZM50 23H51V22H50ZM50 23H49V26H50L51 28L54 27V26L52 25V23H51L52 26L50 25ZM56 23H57V22H56ZM58 23H59V22H58ZM77 23H78V22H77ZM59 24H60V23H59ZM73 24H74V23H73ZM73 24H70V25H72V26H74V27H72V26H70V25H68V24H65V26H66V27H67V26H70L69 28H71V29H75V27H76L79 23H78V24H75V25H73ZM80 24H79V26H80ZM40 25H41V23H40ZM164 25H165V23H164ZM58 26H59V25H58ZM61 26H62V24H61ZM65 26H64V29L62 28V29H63V30H62L63 33H64V30H66V29H65V28H66ZM79 26H78V27H79ZM161 26H162V25H161ZM174 26H175V25H174ZM50 27L48 28V29H49V32H52V31L55 29V27H54L53 30H51ZM62 27H63V26H62ZM84 27H85V22L83 23V26H82V24H81L80 28H77V27H76L77 30H75V31H76V32L78 31L77 33L79 34L81 28H83V29H82V32H81V33H82V37H83V38H84V37L87 38V36H88V35H87V34H88V31H87V34H85V33L83 32L84 29H85ZM162 27H163V29L165 28L164 26H162ZM177 27H178V24H177ZM179 27H180V26H179ZM179 27H178V28H179ZM57 28H58V27H57ZM60 28H61V27H60ZM239 28H240V27H239ZM160 29H161V28H160ZM163 29H161V31H163ZM167 29H168V28H167ZM57 30H58V29H57ZM60 30H61V29H60ZM60 30H59V31H60ZM85 30H86V29H85ZM227 30H228V29H226V31H224V33H227ZM229 30H230V28H229ZM229 30H228L229 33H227V34H228V38H229V34H230V37L232 36V33H231V31H229ZM231 30H232V29H231ZM55 31H56V30H54V32H55ZM59 31H56V33L59 32ZM75 31H74V32H75ZM175 31H176V29H175ZM232 32H234V31L232 30ZM56 33H55V34H54V33H51V34H52V35H53V34L56 35ZM60 33H61V32H60ZM67 33H68V32H67ZM67 33H66V31H65V34H66V35L64 34V35H65V38H64V39H62L63 36H64V35H62V38H61L62 40L59 39L61 36H59L60 34L58 33V36H59V37L57 36V37H58V40L62 41V44H64V42H66V41H67V42L69 41V38H70V37L67 36ZM72 33H73V32H72ZM77 33H76V34H77ZM162 33H163V32H162ZM224 33H222L223 36H222V34L220 35L221 38H222V37H227V36H224ZM51 34L49 33L50 37H51ZM84 34H85V36H84ZM227 34H226V35H227ZM233 34H234V33H233ZM46 35H47V34H46ZM49 35H47V37H48ZM68 35L71 36V34H68ZM86 35H87V36H86ZM44 36H45V35H44ZM73 36H74L75 38H74L73 40L69 41V42L74 43L73 41H75V45H77V46L75 47L74 44H73L74 47H73L72 45H70L69 47H73V50H70V52H72V51L74 52V51H75L74 48L76 49V52H77V48H78L80 45L84 44L83 42H85L86 40H85V38H84V41H83V38L81 37V34L78 35V36H80L79 39L82 38V42H80L81 40L79 41V39H76L75 34H74V35L72 34L71 37L73 38ZM78 36H77V37H78ZM38 37H39L38 35H37V36L34 35L33 40H36ZM45 37H46V36H45ZM52 37L54 38V36H52ZM48 38H49V37H48ZM72 38H70V39H72ZM114 38H116V36H115V37H114V36H110V38L108 39V40H109L108 42H114V41H115V40H113ZM217 38H218V36H217ZM46 39H47V38H46ZM49 39H50V38H49ZM51 39H52V38H51ZM54 39L56 40V38H54ZM226 39H227V38H226ZM229 39H232V38H229ZM229 39H227V40H228V41H231V40H229ZM39 40H40V43H41V42L44 43V46H42V47L44 48V50H43V48L41 49V50H43L42 52H44V53H41V51H39V50H38L39 52H38V51H35V53L37 52L38 54L41 53V54H44V55H45L46 52L51 53V54H50V59H48L49 62L47 61L49 64H50V62H51V60H52L51 58H53V57H51V55L54 56V59H57L56 56H60V54L63 55L64 52H65V50H66V49H64V50L60 51V50H61V49H60L59 52L55 51V49L57 50V47L59 48V47L62 45L60 41H58V42L61 44L60 46H59V43H57V42L55 41V42H56V45L58 44V45L55 47V44H54L55 42L53 41V39L50 40V41H47L48 44L45 43L46 41L44 42V41H42L41 39H39ZM63 40H65V41L63 42ZM76 40H77V41H76ZM116 40H118V39L116 38ZM148 40H149V39H147L146 42H147L148 44H150L151 42H149ZM151 40H152V39H151ZM224 40H225V38H224ZM51 41H52L53 43H52ZM140 41H141V40H140ZM140 41H139V38H138L137 45H139V43H141ZM225 41H226V40H225ZM69 42H68V45H69ZM76 42H79L80 45H79L78 43L76 44ZM261 42H263V41H261ZM50 43H52L53 46H49ZM71 43H70V44H71ZM81 43H82V44H81ZM228 43H229V42H228ZM0 44H1V43H0ZM66 44H67V43H66ZM134 44H136V43L134 42L133 45H134ZM50 45H51V44H50ZM130 45H131V44H130ZM231 46H233V45H231ZM234 46H235V45H234ZM262 46H263V49H264V43H262ZM262 46H261V49H262ZM54 47H55V49H54ZM63 47L66 48L64 45H62V49H63ZM69 47H68V49H70ZM147 47H148V46H147ZM149 47H150V46H149ZM80 48H81V47H80ZM80 48H78V49H79L80 52H81L82 49H80ZM154 48H155V47L152 46V50H154V51H156V52L160 51L159 49H156V50H155ZM233 48H234V47L230 48V49H232V50H231V52H230V50H229V52H230L229 54H230V55L232 54L233 57H234V55H237V50H240V49H238V48L235 49V48H234V49L236 50V52L234 53L235 50L233 51ZM29 49H30V48H29ZM68 49H67V53L65 52V53H66L65 55L68 54ZM150 49H151V47H150ZM228 49H229V48H228ZM261 49H259V50L257 49L258 52H257V51L254 52V53L257 54L256 56L259 57V58H257V59H261L260 57H263L262 55H261V56H258V55H259V54H258L259 51H260V53L262 52ZM84 50H85V49H84ZM84 50H83V51H84ZM157 50H158V51H157ZM163 50H164V49H163ZM30 51H31V49H30ZM149 51H150V50H149ZM154 51H151V52L154 53ZM165 51H166V50H165ZM223 51H224V50H223ZM223 51H222V50L220 51V52H221V56H223L222 54H224ZM28 52H29V51H28ZM32 52H34V51H32ZM32 52H30L31 54L29 53L28 55L32 56ZM60 52H61V53H60ZM62 52H63V53H62ZM70 52H69V53H70ZM73 52H72V53H73ZM116 52H118V53H116ZM116 52H114V53H116V54L113 53V54L111 55L112 57L110 56L111 61L109 62L110 65H108V68H109V66H110V67H112L113 69H111V68L108 69V68H107L106 72L103 73V74H105V75H102L105 81L108 79V80H107L108 82H107V81H106V82H105V81H102V80H101L102 76H101L100 74H99V75H100L101 78H100V77H99V78H100V80H101L102 82H101L100 80L98 81V80H97L98 78L96 77V75L92 73L93 75H95V76H93V79H94V78H97V79H96V82L98 81V82H97L98 84L95 82V85H98L97 87H98V90H99V91H97V90H96L97 88L94 87V81H95V79H94V81H93V79H90L91 76H89V75H91V74H88V75H87V72H89V71H87V70H89V69H88V68H89L88 66H91L90 71H91V70H94V71H95V68L93 69V68H92V65H91V64H93V62H91V63H90V61L88 62V60H90V58H87L88 60H86V57H85L86 54H85V55H82L83 57H81V58H84V57H85V58H84L85 60H84V59H83V60H84V61H87V63H90V64L87 65L88 68L85 67V68H87V70L85 69L87 72H85V71L83 72V70H84V69H83V68H84V66H83V65H84V62H83V61H82V62H83V63H82V68H81V69H83V70H76V71H77V72H78V71H79V72L81 71L80 74H82V75H84L83 73H85V74L87 75V76H86V75L83 76V77H85V78H87L88 76L90 77V78H88L86 81H84L85 79L82 80V83H83V82H84V83L86 82L85 84L83 83V84H84V87H83L84 89H85V85H86L87 88L89 87L88 90H91V88H93V89L95 88L94 91H96V92H94V91H93V92H92V91L90 92V91H89V95L87 94L88 92L85 93V94L82 93V92L84 91V89L81 88V87H80V88L83 89V90L78 92L77 90H78V89L81 90V89H80V88H77V90H76V87H78V86L75 87V85H73V84H76V83H77V82L75 83V80H76L77 76L79 75V72H78V75H77L76 77H74V76L77 74V72H75L74 70H75L76 68H78V67H75L76 62H75V64H74L73 60H70L71 58H68V57H67V59L70 60V61H67V62H66V61L64 60L66 56L64 55L65 57L63 56V57H64V59H63V57H62V55H61L60 58H62V59L66 62V65H68L71 61L73 62V63H72V62H71V63H72V66H73L74 68H72V67H71V69H70V68H66L67 71H66V73L64 72L65 74H64L63 76H66V74L69 73V72H68L69 69H70V70L74 69V70H72V72H70V73H74V72H75V73L73 74V76L71 75V77H74V78L72 79V80H74V81L72 82V80H71V82H69V81H70L69 79L71 78V77H69V75H68L69 78H68V77L65 78L66 80H65L64 78L62 79L61 77H60V78H59V77H56V78H55V75H57V73H56V74L53 76V78H55V79H59L58 82H56V80H54V82H55L56 84H59V85H58V87H56V85L53 86V87H56V89H53V90H54L55 92H57V93H64V92H65V96H64V94H62L63 97H62V99L60 100V99H59V98H60V94L57 95V93H55V92L53 91V93L55 94L54 97L59 96V98L57 97V99H56V98L53 97V95H50V93H52V91H51V92L49 91V93H47V94H49L51 97H53L54 100H55V99H56V101L59 100L58 103H60V105L62 106V107H60V105H59L60 108H63L64 105L66 106V107L64 108V110L66 109L64 113H67L66 111H67L68 109L71 110V107H72L71 104L74 103V104H73V107H74L73 110H74L75 112H74L73 110H72V111H73L72 113L69 111L72 119L77 118V115H78L79 112H81V111H84L83 113L81 112V114H84V116H86V117H88V118L91 117V116L93 115V110H92L93 106L96 105V103H97V104L100 103V104H99L100 109H99V112H98V115H99L98 122H97V123H93V122L88 121V120H87V122L85 121V122H84V126H83L84 128H82V131H83V132H82V131H78V132L76 133L77 136L80 137V138H79V141L76 143L75 138L78 139V137H77L75 134H74V135H75L76 137L73 136L74 138H72V140H71V141H72V145H71V149H72V150L70 149L69 151H72L73 153H72V152H69V154L67 153V155H65V158L68 157L66 160L69 159V156H70V159L72 158V159H71V162H70V159H69V161H67V163L70 162V163H74V165H75V162H73V161L75 160L76 163H77V164H76V167H78V168H76V169H78V171H79V169H80L81 171H82V169H83V171H82V172L80 171L79 173L75 171V173H78V174L81 176V177H80L79 175H77V176H78V179L76 178L77 176H73V174H74L73 172H74V171H73V172L70 171L71 174L73 173L72 176H73L74 178H72V179L75 180V178H76L77 181H76V180H75V181H72V179H70V181H69L70 183H69V185H68V187H69V191L74 190L75 188L81 189L80 191H79L78 189H76V190L70 192V193H72V192L77 193V194H76L77 196H73L75 193H72V196H70L71 194H69V196L72 197V199H73V198H76V199L78 198V200H79V199L81 200V201H80V204H81L80 206H81V207L78 208V210H79L80 213L76 214L77 212H76V211L74 210V208H73V206H74L75 204H73L72 202H71V204H72L73 206L70 204V207H71V208L69 207L70 209L73 208V211H72L73 214L79 215V217H80V221H79V217L77 218V216H74V215H73V216L75 217V218L73 217V219H75L74 222L76 221L77 224H78V225H77L76 223H74V225H73V223H72L73 228H74L75 226H76V227H79V226H80V227H81V228L79 227L80 229H83V228H84V231H85L87 237L90 235V237H88V238L86 237V239H87L86 241L89 242V243L91 242L92 239L95 240V239L98 238L100 241H98V239H97L98 242H97V241H96V242H97L98 244H96V242H94V244H96V245L93 246V247L95 248L97 245H98L99 247L101 246L100 248H101L102 251L105 250V248H107V247L104 248L103 246H106V245H107V246L109 247V245H111V242H110L107 238L109 237V239H111L110 236H108V235H109V233H112L110 230H112V226H111V225H113V224H111L110 226H109V225L107 226V227H110L111 229H110V228L107 229V227H106V225H107L106 222L109 224L110 222H111V223H112V222L114 223V221L116 220V223H114V227L118 228V229H117L118 231L116 230V228L113 227L114 230H115V234H116L117 232H119V228L122 229V227H120V226H117V225L115 226V224H117V222L119 221L118 219H115V215H117V214H119V215L122 214V215H123L124 218L122 217V215H120V216L122 217L123 221L125 220V222H126L127 220H129L130 223L133 222V223H134V226L136 225L135 228H137V226H138L137 230H139V229H141V231L144 230V234H146L148 231H152V233L155 232L156 234H158L157 236H159V238H160V236H161V239H163L164 237H168L169 240L166 239V238H165V240L168 241L169 243H170L171 238L173 239V237H175V235L178 236V234H175V232H176L177 229H179V227H181L180 232H179V230H178V232H177V233H179V235H180V236L178 237V240H179V241L182 240V241H180L181 243H179V242L177 241V239H176V241H175V239L171 240V242L174 241L173 244L178 242V245L175 244L176 246H179V244H180V245H181V244L186 245V243H188V242L191 243V241L195 242V240H198V241H199L200 238L203 236V235H201V233H203V230L206 229V227H205V228H201L200 231L198 230V229H200V227H204V226L206 225L205 222L202 221L201 217H200V219H199V216H200V215H203L204 213H208V212L214 207L213 204H214V201H215V200H212V199H213V195L215 194V193H214V190H215L214 188H215V187L217 188V187H219L220 185L223 186V183H220V182L217 183V178H220L221 175H223V176H224V175H227V174L230 172L229 168L232 167V162H231L232 157H231V156H232V155H235V154H237V153H240V152L242 151V148H239V149H241V150H240V151L237 150L238 152H237L235 149H231L232 151H231V150L224 151V147H225V145L220 144V143H218V142H217V143L212 142V143H210V144H208V145H205V146L203 147L202 144H201V138H202L201 136H195V138L190 137V138H192V139H190L189 137L186 136L185 132L182 131L181 133H182L183 136L180 135L179 138L182 139V137H183L182 140L186 139V142H187V139H188V142H189V140H191V141L189 142V145H188V143H186V144H187V145H185L186 148H185V146L179 148L180 150H181L182 148L184 149V150H183V149L181 150V151H183V153H181V151H180L179 149H178V153H177V154L174 155V153H172V155H173V156H172V162H173V165L176 167V171H177L178 174H180V170H179V168L182 169L183 172L185 171L186 174L188 173V171H192V170H193L194 172H193V171L191 172V173H193V174H191V173L189 172V173H188V174H189V176H188L189 179H188V178L185 177V173L181 172V174L179 175V177H181V179L179 178V179H177L178 181L176 180V181H177V184H175V185H176L177 187L173 184L174 181H173L172 179H171V180H172V183H171L172 186H171L170 183H169L170 179H169V181H168L169 184H168V183L165 184V185H167V184L169 185V186L167 185L168 188H165L163 185L160 186V181L155 180V181H156V182L154 181L155 184L157 183V184L155 185V186H156V187H155V190L152 189L151 191L154 190L152 193H151V191H150V193L154 196L153 198H154L155 200H153L152 203L150 202L151 204H150V203L148 202V200H147L146 204L149 203L151 206H149V205H142L143 207L141 206V207L143 208V209L141 210L142 213L144 214V216H142L143 218L141 217V215H143V214L140 215V214H139L140 211L136 212L137 210L134 212V215H133L131 212H133V210H135V209H132V207L129 208L130 205H131V202H130V204H128L129 202H127V204L125 203L126 205L123 203V200L125 199V200L127 201V198H128V197L125 198L126 195H125L124 192H122L121 190H122V187H123V190H124V186H125L124 183L126 182V177H128V175L130 174V173L128 172V170H132V167H133V164H132V163H133V161H134V164H136L135 162L139 161V162L143 163V165H145V162H146V161H143V160H136L135 157H137V156H139V155H142V152L138 151V153H137V150H136V149H138V148H137V146H135V145L138 144V142H140L141 139L144 140V138H145V139L148 138V135H149L150 133H152V132L155 133V134H154V135H153V134H150V136H154L155 139H162L163 134H162V131H160V129H159V127H160L159 124L161 125V127H165V128H167V129H170V131H175V130H176V129H175V128H176L175 122H174V123H173V122H172V123L169 122V120L171 121V119H173V117H175V119H176V120L173 119L174 121H177V120H179V119H182V120H181L182 122H183L185 119L188 120V121L185 120L184 123H186V122L188 123L189 120H191V119H190V118H186V117H184L182 114H179L178 111L170 110V109L156 108L155 106H153V102H154V101H153V98H155V97H154L155 95H154L153 92H151V94L149 95V96L152 98V99H151L152 101L150 100V101L147 102L146 104H139V103H137L136 98H134V97L131 96V95H134V94H131V93H134L133 91H135V89H136L135 85H134L133 83H131V81L133 82L132 77H130V76H132V75H130V76L127 75V76H126V73L123 72V69L125 68L124 65L127 66V64H128V63L125 62L126 59H125V57H124V55H123L124 53H123L122 51L118 50V49H117ZM151 52H150V53H151ZM162 52H163V51H162ZM168 52H169V51H168ZM172 52H173V51H172ZM172 52L170 51L171 56L173 55L172 57L170 56V53H168V54L165 53V57H164V59L166 60V58H167V61L169 60V61H168L169 63L172 61V60H170V57H171V58L174 57V54H172ZM225 52L228 53V51H226V50H225ZM58 53H59V54H58ZM72 53H71V54H72ZM173 53H175V54L178 56V53H176L175 51H174ZM57 54H58V55H57ZM79 54H80L79 51H78V54H77V55L73 54L74 58H73L72 55H69V54H68V55H69L70 57L72 56L73 59H76L75 57H76V56L78 57ZM81 54H83V52H82ZM81 54H80V55H81ZM136 54H137V53H136ZM136 54H135V55H136ZM163 54H164V53H163ZM163 54H162V55H163ZM262 54H263V52H262ZM25 55H26V54H25ZM25 55L23 54V55H21V56L24 57ZM33 55H34V53H33ZM47 55H49V54H47ZM68 55H67V56H68ZM113 55H116V57L113 56ZM166 55H169V58H168V56L166 57ZM176 55H175V56H176ZM224 55H225V54H224ZM232 55H231V56H232ZM244 55H246V54H243L242 57H246V56H244ZM254 55H255V54H254ZM254 55H253V56H254ZM26 56H27V55H26ZM38 56H40V54H39ZM42 56H43V55H42ZM163 56H164V55H163ZM231 56H228V54H226L225 58H226V57L228 58V57H231ZM253 56H252V57H253ZM36 57H37V56H36ZM48 57H49V56H48ZM55 57H56V58H55ZM79 57H80V56H79ZM117 57H118V59H117ZM178 57H179V56H178ZM214 57H215V56H214ZM254 57H255V56H254ZM24 58H25V57H24ZM96 58H97V60L100 59L99 57H96ZM98 58H99V59H98ZM110 58H109V60H110ZM114 58H116V59H114ZM174 58H175V57H174ZM176 58H177V57H176ZM210 58L212 59L213 56L211 55ZM58 59H59V58H58ZM124 59H125V60H124ZM179 59H180V58H179ZM231 59H232V57H231ZM231 59L228 58L227 60H230V61H231ZM252 59H253V58H252ZM254 59H255V58H254ZM257 59H256L255 61H251V62H252V63L257 62L258 65H259V62H260V61H259V60L257 61ZM80 60H82V59H79V61H78V60H77V61L80 62ZM92 60H93V59H92ZM92 60H91V61H92ZM94 60H95V59H94ZM94 60H93V61H94ZM97 60L94 62V63H95L94 66H96V65L98 64V63L96 64ZM112 60H113V61H112ZM115 60H116V61H115ZM176 60H178V59H176ZM176 60H175V61H176ZM167 61H166V62H167ZM173 61H174V59H173ZM178 61H179V60H178ZM178 61L174 62L175 65H174V64L172 65L173 62L170 63V64H168V65L166 64V69H169V68L167 67V66H169V65H170V66H174V67H176V65H179V64H177V63H179ZM261 61H262V62H260V64L262 65V63H264V58H262ZM53 62H54V64L52 65V68H54V66H55V65L57 64V62H58V64H57L58 67H55V68H56V71H55V72H57V69H58V70L60 69L59 71H61V68H60L61 66H59V65H60V64H59V61L57 60V61H53ZM61 62H62V61H61ZM61 62H60V63H61ZM65 62H64V64L61 63V65H62V66L64 65V67H65ZM111 62H112V63H111ZM116 62H118L119 65H117ZM67 63H68V64H67ZM85 63H86V62H85ZM113 63L116 64V66H118V67H116L115 65H114V67H113ZM182 63H183V62H182ZM257 63H256V64H257ZM34 64H35V63H34ZM34 64H32V65L34 66ZM73 64H74V65H73ZM80 64H81V63H80ZM80 64H79V65H80ZM57 65H56V66H57ZM77 65H78V64H77ZM79 65H78V66H79ZM111 65H112V66H111ZM261 65H260V67H261ZM68 66L70 67V65H68ZM85 66H86V65H85ZM94 66H93V67H94ZM180 66H181V65H180ZM180 66H177L178 69L180 68ZM183 66H185V65L183 64ZM183 66L181 67V69L184 68ZM262 66H264V64H263ZM80 67H81V66H79L78 69H80ZM132 67H133L132 64L129 65V69L131 70V72H132L133 69H134V68H132ZM174 67H173V68H174ZM177 67H176V69L174 68V70H173L172 67H170V68H172V71L174 72L175 70H176V71L178 70ZM55 68H54L53 70H55ZM115 68H116V70H115ZM164 68H165V66H164ZM164 68H162V69H163V72H164V71L166 72V69H164ZM121 69H122V70H121ZM63 70H64V68H63ZM63 70H62V71H63ZM109 70H111V71H109ZM117 70H118V71H117ZM59 71H58V73H59ZM94 71H91V72H94ZM112 71H113V72H112ZM167 71H168V70H167ZM170 71H171V69L169 70V73H168L169 75H167V73H166V75H167L166 78H167V79H170V78H171L170 81H169V83H170V82H172V83H170V84H174V83L176 84V83H178V81L176 82V81H173V80H175V78H179V76L176 77V76L174 75V76H173L174 79H173V78L171 77V76H172V75H171L172 71H171V72H170ZM176 71H175V72H176ZM180 71H181V72H182V71L184 72V69H183V70H178L179 73H180ZM82 72H83V73H82ZM91 72H89V73H91ZM107 72H110V73H112V74L107 73ZM115 72H116V74H114ZM117 72H119L121 75H119ZM133 72H134V71H133ZM133 72H132V73H133ZM165 72H164V73H165ZM183 72L181 73V75L184 74ZM61 74H63V73H61ZM107 74H108V77H106ZM113 74H114V75H113ZM122 74H123V75H122ZM172 74H178V73L176 72V73H172ZM109 75H110V76H109ZM112 75H113V76H112ZM166 75H165V76H166ZM170 75H171V76H170ZM181 75H180V78L177 79V80H181V78H182ZM184 75H185V74H184ZM184 75H183V76H184ZM199 75H200V72H199ZM260 75L263 76V77H262V79H263V78H264V72H263V71L260 72ZM57 76H58V75H57ZM111 76H112V78H111ZM168 76H169V78H168ZM78 77H79V76H78ZM117 77H118V78H117ZM123 77H124V78H123ZM128 77H129V78H128ZM146 77H147V76H146ZM79 78H82V76L80 75ZM109 78H111L112 80H110ZM114 78H115V79H114ZM116 78H117V80H116ZM150 78H151V77H150ZM184 78H186V82L183 81V80H181L180 83H181L182 81H183L182 83H184V82L187 83V82L189 81V80H187L186 75H185V77H183L182 79H184ZM82 79H83V78H82ZM119 79H120L121 81H120ZM124 79H125V80H124ZM167 79H165V81L168 82ZM60 80H61V81H60ZM62 80H64V82H63L64 85L61 86L60 83L62 82ZM88 80H89V81L92 80V83H90L91 85L89 84V82L87 83ZM122 80H123V83H122ZM127 80H128V82H127ZM149 80H152V81H153L154 79L151 78V79H149ZM184 80H185V79H184ZM77 81H78V78H77ZM124 81H126V82L124 83ZM260 81H261V79L258 81V83H259ZM79 82H81V79L79 80ZM100 82L102 83V85H101V84L99 85ZM104 82H105L106 85H107L108 83H111V82H112V83H111V86L113 87V84H114V87H115V88H111V86H110V84H109V86H108V85L105 86L104 91H103V86H104L103 83H104ZM167 82L165 83V82L163 81L161 84L165 86V85L169 84V83H167ZM173 82H174V83H173ZM193 82H195V81L193 80ZM261 82H264V80L261 81ZM51 83H52V82H51ZM68 83H69V84H68ZM118 83H120V85H119ZM129 83H131V84H129ZM163 83H164V84H163ZM180 83H179V85H180ZM188 83H189V82H188ZM245 83H246V82H245ZM245 83H243L244 86H245ZM78 84H81V83H78ZM78 84H76V85H78ZM92 84H93V85H92ZM116 84H117V85H116ZM124 84H125V85H124ZM132 84H133V86H132ZM158 84H159V85H158ZM158 84L156 83L155 86H154L155 88L157 87V88H156L157 91H161L160 89H161L162 87H163V88H162V91H163V89H165L164 91L167 90V92H168V90L170 91V89H168V87L170 88V86H171L170 84H169V86H165L166 88H165L164 86H160V85H161L160 83H158ZM175 84H174V86H175L176 88H175L174 86H172V87H171V91H172V90H174V91L179 90V91H176V92H177V95H178V94H181L180 92L184 91V89L182 90V88H181L182 91H180V87H179V85L176 86L177 84H176V85H175ZM189 84H193V83H191V81H190ZM67 85H69V86H67ZM81 85H82V84H81ZM81 85H79V86H81ZM87 85H89V86H87ZM123 85L125 86V88H129V87H130V88H129V89H125V90H123V92H122L121 90H122V88H123ZM130 85H131V86H130ZM157 85H158V86H157ZM183 85H184V84H183ZM185 85H186V84H185ZM247 85H250V84H247ZM251 85H252V84H251ZM262 85H264V84H262ZM262 85H261V87H263ZM3 86H6V85L3 84ZM59 86H60L61 89H62V88H63V89L61 90V89L59 88ZM63 86H64V87H63ZM82 86H83V85H82ZM90 86H91V87H90ZM92 86H93V87H92ZM119 86H122V87H119ZM244 86H241V89L239 88L240 86H239L238 88L240 89V91L245 90V91L248 93L249 91L246 90V89H247L246 87H248V86L245 87L246 89H244V88L242 89V87H244ZM253 86H254L253 89H254V88L256 89V88L258 87L257 85H256L257 87H255V83H254ZM117 87H118V88H117ZM173 87H174L175 89H173ZM182 87H183V86H182ZM184 87H185V86H184ZM249 87H251V86H249ZM57 88H58V90H57ZM69 88H70V89H69ZM73 88H74V90H73ZM87 88L85 89L86 91H88ZM99 88H100V89H99ZM116 88H117L118 90H120L119 92H121V93H119L118 90H117ZM119 88H120V89H119ZM131 88H133V89L131 90ZM155 88H153V90H155ZM178 88H179V89H178ZM235 88H236V87H234V89H233V87H231V91H232V90L235 91ZM238 88H237V89H238ZM64 89H66L67 91L64 90ZM93 89H92V90H93ZM112 89H113V90H112ZM251 89H252V88H251ZM251 89H249V90H251ZM257 89L260 90L261 88H257ZM262 89H264V87H263ZM51 90H52V88H51ZM69 90H70L71 92H70ZM72 90H73V92H72ZM116 90H117V91H116ZM128 90H129V91H128ZM229 90H230V89H229ZM258 90H256V91H258ZM58 91H59V92H58ZM61 91H62V92H61ZM68 91H69L70 93H72L73 95L70 94ZM74 91H75V92H74ZM76 91H77V93H80V92H81L80 94H82V96H86V94H87V96L90 97L91 100H90V98H86V97H85V99H87L88 101L85 100V103H84V100H83V99H82V101H80V102H78L77 99H74V100H73V97H74V98H76V97H77V98H78V97H82V96H80V94H79V95L76 94ZM86 91H84V92H86ZM115 91H116L117 93H116ZM126 91H128L130 94H129L128 92H126ZM174 91H173V92H174ZM234 91H232V93H231V92H230V93L233 94ZM237 91H239V90H237ZM256 91L254 90V93H256ZM262 91H264V90H262ZM262 91H259V92H262ZM125 92H126V93H125ZM167 92H165V95H166ZM173 92H172V93H173ZM176 92H174L175 95H176ZM252 92H253V90H251L248 94H250V93L252 94ZM259 92H258V93H259ZM53 93H52V94H53ZM66 93H68V94H66ZM95 93H96V94H95ZM118 93H119V94H118ZM168 93H169V92H168ZM168 93H167V94H168ZM247 93H245V94H246V97H245V94H244V92H243L245 98H244L243 96H241V97L244 98V99H246V98L248 97V96H247ZM69 94H70V95H69ZM83 94H84V95H83ZM94 94H95V95H94ZM116 94H117V95H116ZM124 94H125V95H124ZM152 94H153V95H152ZM236 94L238 95V94H240V92H239V93L236 92ZM241 94H242V92H241ZM243 94H242V95H243ZM260 94H261V93H260ZM262 94L264 95V92H263ZM262 94H261V98H262V101H263V100H264V99H263L264 97H262ZM49 95H46V96L43 95V96H44V97H47V96L50 97ZM62 95H61V96H62ZM68 95H69V96H68ZM92 95H93V96H92ZM119 95H120V96H119ZM121 95H124V96H121ZM173 95H174V94H172V96H173ZM254 95H255V94H254ZM67 96H68L69 98H68ZM167 96H170V98L172 97V96H171V93H170V94H168V95L165 96V100H169V99H170V98H168ZM179 96H181V97H179ZM179 96H175V98H176V97H178V99L183 98L182 95H179ZM39 97H40V96H39ZM48 97H47V99H48V100H49V99L51 100V97H50V98H48ZM64 97H65V98H64ZM70 97H71L72 99H70ZM127 97H128V98H127ZM166 97H167V98H166ZM173 97H174V96H173ZM231 97H232V96H231ZM249 97H252V96L250 95ZM254 97H255V96H254ZM254 97H252V98H254ZM37 98H38V96H37ZM83 98H84V97H83ZM237 98H239V95H238ZM237 98H236V99H237ZM259 98H260V97L256 94V99L258 100ZM261 98H260V99H261ZM38 99H39V98H38ZM38 99H37L36 102H35V104L37 103V106H36L35 108H37V107L40 108V107H42L41 104L43 105L42 102H41L40 106L38 105V102H37ZM40 99H44V98H41V97H40ZM63 99H67V100H64V101H63ZM69 99H70V103H71V104L66 102V101H68ZM239 99H240V98H239ZM254 99H255V98H254ZM71 100H72V102H71ZM78 100H81V98H80V99L78 98ZM182 100H185V101H184L185 104H188L189 102H190V104L193 103V102H191V101H189V100L187 101L186 99H182ZM246 100H249V99H246ZM39 101H40V100H39ZM41 101H42V100H41ZM43 101H44V100H43ZM52 101H53V99H52ZM60 101H62V102H60ZM73 101H74V102H73ZM76 101H77L78 105L75 104ZM243 101H244V100H243ZM252 101H253V100H252ZM63 102H65V103H63ZM68 102H69V101H68ZM39 103H40V102H39ZM45 103H46V104H49V103L51 104L52 102H51V101L47 102V100H46ZM45 103H44V105L46 106ZM54 103H56V104H54ZM62 103H63V105H62ZM79 103H80V104L83 103V105H84L85 107H84L82 104H81V105L84 107L85 110H82V108L79 107ZM86 103H87V105H85ZM35 104H34V106H35ZM66 104H69L71 107H69V106L66 105ZM102 104H103V105H102ZM105 104H106V106H105ZM190 104H188V105H190ZM44 105H43V106H44ZM55 105H57V102H53L52 106H50V105L48 106V105H47L48 107L46 106V107H43V108H45V109L48 108L47 110H49V107H52V108H50V110H52L53 107H54ZM90 105H91V106H90ZM138 105H140L141 108H140V107H137ZM195 105H196V104H195ZM67 106H68V107H67ZM77 106H78V108H76ZM192 106L194 107V104H193ZM216 106H217V107H216ZM222 106H223L224 108L226 107L225 104H223ZM16 107H18V106H16ZM55 107H56V106H55ZM57 107H58V106H57ZM57 107H56V108H57ZM59 107H58V108H59ZM88 107H89V108H88ZM212 107H213L214 109H218V107L223 108V107H221V104H220V106H218V105H216V104H212V105H211V108H212ZM39 108H37L36 110H38ZM75 108H76L77 110L79 109L78 112H77V110H76ZM90 108H91V109H90ZM224 108H223L222 110H221V109H220V110H221V112L224 113L226 116L229 115V116L231 117V116H232L231 113L234 114V111L231 112V111H228V110H224ZM33 109H34V107H33ZM86 109H87V110H86ZM41 110H43V109L41 108L39 111H41ZM53 110L56 111L57 109L54 108ZM53 110H52L51 112H55V111H53ZM61 110H62V109H61ZM64 110H62V111H64ZM88 110H89V111H88ZM39 111H38V112H39ZM57 111H58V110H57ZM86 111H87V112H86ZM173 111H174V112H173ZM33 112H35V110L32 111V114H33ZM38 112H36V113L34 114V116H35L36 114H38ZM49 112H50V111H49ZM49 112H48V113H49ZM69 112H68V113H69ZM153 112H155V113H153ZM159 112H160V113H159ZM163 112H164V113H163ZM68 113H67V115H68ZM120 113H121V114H120ZM174 113H175V115H174ZM235 113H236V112H235ZM237 113H238V112H237ZM237 113H236V114H237ZM261 113H262V112H261ZM125 114H126L127 117H128V118L126 117L125 121H128L127 119L130 120L131 118H132V119L134 118V120H135V119H138V118H135L136 116L139 117V118H147V117L151 116L152 118H151V117H150V119L148 118L149 120H151V122L149 121V123H151V124H149L148 126L152 128V132H151V129L149 128V129H147L148 131L150 130L149 133L147 132V130H146V132L144 131L145 133H144V132L142 133V132L140 131V129H138L137 126L135 127V124H137V122L135 123L134 120H132V119H131V121L134 122V123H132L133 126H132V125H131V127H130V125L127 126V122L125 123V121L122 120L123 117L126 116ZM128 114H131V118H129L130 116H128ZM151 114H152L153 116H152ZM155 114H156V115H155ZM159 114H161L160 117H159ZM162 114H163V115L165 114V115H164L163 117H161ZM171 114H173V117H172ZM254 114H256V113H253L252 115H254ZM67 115H66V117L68 118V116H70V115H68V116H67ZM79 115H80V114H79ZM79 115H78V116H79ZM121 115H122V118H120ZM166 115H167V117L170 116V119H167ZM31 116H32V115H31ZM34 116H32V117L34 118ZM37 116H38V115H36L35 117H37ZM117 116H118V117H117ZM133 116H134V117H133ZM155 116H157V117H155ZM226 116H225V117H226ZM238 116H239V115H238ZM256 116H257V115H256ZM256 116H255V117H256ZM260 116H264V113L260 114ZM225 117H224V119L229 118V117H226V118H225ZM255 117L249 118L248 116L245 115V116H244L243 118H241V119H242V121H243L244 123L248 122V120H249V122H253V124H250V123L248 122V123H249L248 125H252L253 127H254V126L256 127V125H257V127H258V126L262 125V124H261L262 122L264 123V118L259 117V114H258V117H256V118H258V119H259V118H262V119L260 120V121H262L261 123H260V121H259L258 119H255ZM71 118H69V119H71ZM124 118H125V117H124ZM153 118H154L155 120H154ZM159 118H160V119H159ZM161 118H162V119H161ZM220 118H222V117L219 116L218 118H216V119H214V120H210V121H212V122H210V121H209V122L212 123V124H213V123H216V124L218 125L217 122L220 121V122H219V125L222 123L221 126H222V125H223V126L226 125V126H224V127H222V128H220L221 126H220V127H219V126H216L217 128H218V127L220 128V129L218 128V130H219V131H225V130L228 131L226 127H227L228 124H229V120H230V118L224 120L223 122H221V120H222L223 118H222L221 120H220ZM34 119H35L34 121L36 122V118H34ZM69 119H68V120H69ZM120 119H121V121H119ZM241 119H240V120H241ZM250 119H254V121H253V120H250ZM31 120H32V118H31ZM31 120H30V121H31ZM173 120H172V121H173ZM244 120H245V121H244ZM160 121H161V122H160ZM181 121H180V122H181ZM225 121H226V122H225ZM258 121H259L260 124L258 123ZM35 122H34V123H35ZM117 122H118V123H117ZM177 122H179V121H177ZM182 122L180 123V126H181ZM224 122H225V124H224ZM239 122H240V121H239ZM243 122H242V124H240V123H235V124H232V125H234V126L237 125L236 127H238L239 124H240V125H243V124H244ZM256 122H257L258 124H257ZM29 123H30V122H29ZM123 123H125V125H124ZM153 123H154V124H153ZM157 123H158V124H157ZM195 123H196L197 125H200V123H199L198 121H195ZM255 123H256V124H255ZM30 124H32V123H30ZM36 124H37V123H35V125H36ZM122 124H123L124 127H122ZM156 124H157L159 127H158ZM254 124H255V125H254ZM35 125H33V128L35 127ZM151 125H152V126L155 125L156 128H157V130L155 129V127H154V129H153V127H152ZM213 125H214V124H213ZM240 125H239V127H238L239 129H240V128H241V129L243 128L244 130H245V129H246V130L249 129V132H250V128H251V126H250V128H248L249 126H247L246 124L243 125L244 127H243V126L240 127ZM214 126H215V125H214ZM262 126H264V124H263ZM126 127H128V128L125 129ZM216 127H215V128H216ZM260 127H261V126H260ZM260 127H259V128H260ZM130 128H131V129H130ZM133 128H135L136 132L132 135V132H134V129H133ZM115 129H116V130H115ZM118 129H119V130H118ZM128 129H129L130 131H129V134L127 135L128 132H127V133H126V132L124 133L123 131L128 130ZM137 129H138V131H137ZM73 130H74V127H73ZM122 130H123V131H122ZM131 130H132V131H131ZM116 131H117V132H116ZM121 131H122L123 133H122ZM156 131H157V132H156ZM159 131H160V132H159ZM79 132H80V133H79ZM114 132H116V133H114ZM120 132H121V133H120ZM138 132H139V133L141 132V133H142L141 135H143V134L146 135V133H147V135H146V136L143 135V137L141 136L142 138L138 139V138L140 137V136H136V134H137ZM183 132H184V133H183ZM72 133H74V131H72ZM99 133H101V134H99ZM111 133H112V135H111ZM139 133H138L137 135H140ZM78 134H79V135H78ZM117 134H118V135H117ZM119 134H120V135H119ZM82 135H83V136H82ZM106 135H108V136H106ZM110 135H111V136H110ZM81 136H82V137H81ZM99 136H100V137H99ZM109 136H110V137H109ZM114 136H115V137H114ZM117 136H119L118 139L116 138ZM124 136H125V137H124ZM135 136H136L137 139L135 138ZM150 136H149V137H150ZM184 136H186V137H184ZM107 137H109V138L107 139ZM130 137H132V138H130ZM154 137H153L152 139H151V138H148V139H149L148 141H150V143H152V145H145L146 147H143V148L140 149V150H141V151H146V150L149 151V150H151V149H154L155 151L158 152L160 148L157 146V144L159 145V143L161 142V140H153ZM81 138H82V139H81ZM93 138L96 139V141H94ZM196 138H197V139H196ZM77 139H76V140H77ZM90 139H91V140H90ZM103 139H104V140H103ZM109 139H111V140H109ZM121 139H122V140H121ZM134 139H135V140H134ZM150 139H151L153 142H152ZM193 139H194V140H193ZM117 140H118V141H117ZM137 140H140V141H137ZM143 140H142V141H143ZM92 141H93V142H92ZM107 141H108V142H107ZM109 141H110V142H109ZM116 141H117V142H116ZM133 141H134V144H133ZM136 141H137V143H136ZM148 141H147V139H146V142H143L142 144H144V143H145V144H148V143H149ZM193 141H194L195 144L193 143ZM256 141H257V140H253V141H252V140H247L246 144L248 143L249 145L247 144V145H248V146H247V145L245 144L247 147H246V146L244 147V145L241 146V147H243L244 149H245V148L247 149L244 153H245V155H247V156L249 155V156H248L249 159H251V156H252V159H253V157L255 158V157L257 156V155L254 156L255 153L258 152V151H256V149H258L256 146H257V145L260 146L259 144H261V146L264 145V137L261 138V141H262V142L260 141V138H259V140H258L259 144H257L256 146H253V144L258 143V142H256ZM101 142H102V143H101ZM111 142H112V143H111ZM114 142H116V143H114ZM154 142H155L156 144H155ZM196 142H197V143H196ZM199 142H200V143H199ZM219 142H220V141H219ZM249 142H250V143H249ZM89 143H90V144H89ZM153 143L155 144V146L153 145ZM192 143H193V144H192ZM76 144H77V145H76ZM79 144H80V145H79ZM86 144H87V145H86ZM98 144H99V145H98ZM190 144H192V146H191ZM196 144H197V145H196ZM262 144H263V145H262ZM193 145H194V147H193ZM200 145H201V146H200ZM251 145H252V147H255L256 149L250 147ZM72 146H73V147H72ZM261 146H260V147H261ZM77 147H79V149H77ZM154 147H155V148H154ZM189 147H190V148H189ZM197 147H198L199 149H198ZM263 147H264V146H263ZM87 148H88V149H87ZM195 148H196V149H195ZM201 148H202V149H201ZM248 148H249V149H248ZM84 149H85V150H84ZM99 149H100V150H99ZM187 149H188V150H187ZM190 149H191V150H190ZM200 149H201V150H200ZM244 149H243V150H244ZM251 149H252L253 151H252ZM75 150H76V151L79 150V152H78V151L75 152ZM96 150H97V151H96ZM108 150H109V151H108ZM135 150H136V151H135ZM196 150H198V151H196ZM234 150L236 151V153L234 152ZM254 150H255L256 152H255ZM80 151H81V152H80ZM107 151H108V152H107ZM114 151H115V152H114ZM120 151H121V152H120ZM199 151H201V152H199ZM203 151H204V152H203ZM205 151H206V152H205ZM251 151H252V152H251ZM74 152L77 153L76 158H75V156H74V154H75ZM94 152H95V153H94ZM106 152H107V153H106ZM109 152H110V153H109ZM179 152H180V154H179ZM184 152H185V153H184ZM208 152H210V154H209ZM232 152L235 153V154H231V155H230V153H232ZM253 152H254V153H253ZM80 153H81V154H80ZM118 153L121 155V157L125 154V155H124L125 157L123 156V157L121 158L120 155H119ZM121 153H122V154H121ZM133 153H135V154H133ZM139 153H140V154H139ZM194 153H195V155L193 156ZM200 153H201V154H200ZM215 153H216V154H215ZM241 153H243V152H241ZM244 153H243V154H244ZM258 153H259V152H258ZM71 154H72V156H74L75 159L71 156ZM78 154L80 155L79 157H78ZM107 154H109V156H108ZM113 154H114V155H113ZM136 154H137V155H136ZM251 154H254V155H251ZM118 155H119V156H118ZM199 155H200V156L202 155V156L200 157ZM216 155H217V156H216ZM107 156H108V157H112V158H114L113 160H115V159H116V160L113 162V160L110 158V159H111V162H110V159H109ZM117 156H118V157H117ZM132 156H134V158H133ZM174 156H175V157H174ZM179 156H180V159H179V162H178L177 160H178ZM189 156H190V158H191V156H192V158L194 157V158H193L194 160L191 159L192 161H190ZM196 156H198L199 158L196 157ZM101 157H102V158H101ZM160 157H162V156H160ZM218 157H220V158H218ZM228 157H229V158H228ZM79 158H80V159L83 158V159H82V160H79ZM195 158H197V159H201V160H198V161L201 162V163H199L198 161H196ZM73 159H74V160H73ZM76 159H77V160H76ZM106 159H108V160H107L108 162L106 161ZM122 159H123V160H122ZM134 159H135V160H134ZM163 159H164V158L162 157L161 160H158V163H160ZM166 159H167V158H166ZM72 160H73V161H72ZM103 160H104V161H103ZM118 160H119V161H118ZM218 160H219V161H218ZM202 161H203V162H204V161H205V162L208 161V162H207L206 164H205V163L202 164ZM225 161H226V163H225ZM91 162H92V163H91ZM102 162H103V163H102ZM105 162H107V163H105ZM195 162H197L200 166H198V164L195 163ZM221 162H222V164H220ZM228 162H229V163H228ZM89 163H90L91 165H90ZM110 163H111V164H110ZM123 163H124L125 167H124ZM223 163L226 164L227 167L224 166ZM68 164H69V163H68ZM87 164H88V165H87ZM95 164H96L97 166H96ZM107 164H108V165H107ZM117 164H118V165H117ZM193 164H194V165H193ZM230 164H231V167H230ZM78 165H80V166H78ZM84 165H85V166H84ZM104 165H106V166H104ZM112 165H114V166H112ZM191 165H193V166H191ZM222 165H223L222 169H223L224 171H223L222 169H220V171H219V168H221ZM69 166H70V164H69ZM103 166H104V167H103ZM120 166H121V167H120ZM122 166H123V168L125 169V171H124V169L121 170ZM204 166H206V168H205ZM228 166H229V168H228ZM71 167H72V168H70V170H71V169L73 170V167H74V169H75V166H73V164H71ZM79 167H80V168H79ZM82 167H83V168H82ZM107 167H108V168H107ZM115 167H116V168H115ZM188 167H190L191 170L188 169V171H186V170H187L186 168H188ZM193 167L195 168V170H194ZM200 167H201V168H200ZM225 167L228 168L229 171H228ZM101 168H102V169H101ZM103 168H104V169H103ZM106 168H107L108 170H107ZM111 168H112V169H111ZM134 168L137 169V167H135V165H134ZM183 168H184L185 170H184ZM224 168H225L226 170H225ZM105 169H106V170H105ZM119 169H120V170H119ZM136 169H133L132 172L135 171ZM200 169H201V170H200ZM86 170H87V171H86ZM182 170H181V171H182ZM197 170H200V171H197ZM107 171H108V172H107ZM178 171H179V172H178ZM202 171H203V172H202ZM204 171H205V172H204ZM221 171H222V172H221ZM123 172H124V173H123ZM130 172H131V171H130ZM81 173H82V174H81ZM114 173H115V174H114ZM116 173H117L118 176L116 175ZM201 173H202L203 176H204V174H205V176L202 177V176H201ZM71 174H70V176H71ZM178 174H177V175H178ZM190 174H191V176H190ZM74 175H75V174H74ZM92 175H93V176H92ZM139 175H140V178H141L142 183H145V184H146V183H148V182L151 180V179H150V178H151V175H147V174H145L144 171L141 172V173H139ZM181 175H184L183 178L186 179V181L183 180V178H182ZM72 176H71V177H72ZM85 176H87V177L85 178ZM186 176H187V175H186ZM208 176H209V177H208ZM215 176H216V177H215ZM218 176H219V177H218ZM83 177H84V179L81 180V178H83ZM88 177H89V179H88ZM101 177H102L103 179H102ZM115 177H116V178H115ZM207 177H208V178H207ZM221 177H222V176H221ZM114 178H115V179H114ZM176 178H177V177H176ZM200 178H204L203 180H205L206 185L203 184L204 181L201 180ZM87 179H88V180H87ZM93 179H94V180H93ZM95 179H96V180H95ZM104 179H105V180H104ZM111 179H112V180H111ZM118 179H119V180H118ZM124 179H125V180H124ZM187 179H188V181H187ZM199 179L202 181V182H200L201 184L199 183V181H198V182L196 181V180H199ZM80 180H81V182H80ZM174 180H175V179H174ZM179 180L185 181L186 184H188L187 182H189V180L191 181V183H189V184H193V185L200 184V185H197L198 188L195 186L196 189H197V190H196V189H195V190L198 191V193L195 192V190H194V191H190V190H192V189L194 188L193 185H188V186H187L190 190H187L188 188H187L186 186H185V187H186L187 189H186L185 187H184V189H183V188L180 189L181 185H183V184H182L183 182L180 181V183H181V182H182V183H181V185H179V184H178ZM82 181H83V182H82ZM86 181H89L88 183H91V182H92V183H91V184H88ZM108 181H109V182H108ZM113 181H114V182H113ZM157 181H158V182H157ZM195 181L197 182V184H195ZM74 182H75V183H74ZM79 182H80V185L77 186V184H79ZM192 182H193V183H192ZM81 183H82V184H81ZM83 183L86 184V186H84ZM96 183H97V184H96ZM106 183H107V184H106ZM109 183H110V184H109ZM112 183L114 184V186H113ZM175 183H176V182H175ZM212 183H213V185H215V186H213ZM87 184H88V185H87ZM92 184H93V186H92ZM121 184H122V185H121ZM125 184H126V183H125ZM208 184H209V185H208ZM219 184H220V185H219ZM70 185H72V186L70 187ZM96 185H97V186H96ZM105 185H107V186L105 187ZM184 185H185V184H184ZM204 185H205V186H204ZM216 185H217V186H216ZM80 186H81V187H80ZM111 186H112V187H111ZM121 186H122V187H121ZM173 186H175L176 189L173 188ZM178 186H179V188H178ZM82 187H84V189H83ZM114 187H115V188H114ZM157 187H158V188H157ZM182 187H183V186H182ZM213 187H214V188H213ZM71 188H72V189H71ZM87 188H88V189H87ZM89 188H90V189H89ZM111 188H113V189H112L113 192L111 191ZM120 188H121V189H120ZM169 188H170V189H169ZM191 188H192V189H191ZM210 188H211V190H210ZM82 189H83V191H82ZM92 189H93V190H92ZM106 189H107V190H106ZM171 189H173V193H172V195H171V193H169V192L172 191ZM177 189H178V190H177ZM203 189H204V190H203ZM206 189H208V191H207ZM77 190H78L79 192H78ZM84 190H85V191H84ZM97 190H98V191H97ZM104 190H106V191H104ZM174 190H175V191H174ZM86 191H87V192H86ZM114 191H115V192H114ZM120 191H121V192H120ZM176 191H177V192H176ZM184 191H185V193H184ZM188 191H190V192H188ZM202 191H205L204 193H207V194H204ZM206 191H207V192H206ZM210 191H211V192H210ZM34 192H36V191L33 190V192H30V195L33 196V195H34ZM92 192H93V193H92ZM111 192H112L113 194H112ZM194 192H195V193H194ZM17 193H18V191L16 192V194H17ZM31 193H32V194H31ZM79 193H80L81 195H80ZM177 193H178V194H177ZM183 193H184V194H183ZM190 193H191V195H190ZM199 193L203 194V196H204L203 199H202V197H201L202 195H199ZM86 194H87V195H86ZM109 194H110V195H109ZM111 194H112V195H111ZM115 194H116V195H115ZM123 194L125 195V197H124ZM173 194H174V195H173ZM185 194H186V196H185ZM192 194H194L195 197H193L194 195H192ZM14 195H15V194H14ZM17 195H18V194H17ZM21 195H24V194H21ZM21 195H20V193H19V195H18L19 197H17V196L15 195L16 198H15L14 201H12V200H13V198H14L15 196H12L13 198L11 199V201L14 202V203L16 202L14 205L12 204V205H13L12 210H13L14 213H16L18 210L20 211V208H21L20 206H23V200L26 199V198L28 199V195H29V194L27 195L26 198H25V196H23L24 199H22V200H21V198H23V197H22ZM35 195L38 196V193H35ZM102 195H103V197H102ZM120 195H123V196L121 197ZM179 195H180V196H179ZM181 195H182V196H181ZM188 195H189V197H191V198L193 197L192 200H194V199H195V200L198 199L199 201L196 200V202H194V204H193V202H192L191 199L188 197ZM208 195H209V196H208ZM31 196H30V197H31ZM82 196H83V198H81ZM131 196H132V195H131ZM131 196H129V199H130ZM167 196H168V197H171V198H175V199H178L179 197H181V198L184 200V201H183L184 203H185V201H187L186 198L188 197V198L190 199V201H191V205H189L190 203L188 204L189 209H192V210L194 209V212H195V213L193 212L194 214H192V215H193V218H194V219L196 218V219H195V222H194V219H193V218H191L192 220H191V219H188L187 221H190V220H191V221H193L194 223H193V222H188V223H193V224H190V226H189L188 223H186L187 226H189V227H187L186 224H185V221H186V220L183 221V222H184V226L182 225V222L179 221V222H177V223H180V226L178 227V224H177V227H178V228H177V229H174V228H173V224H174V223L171 224L172 222H169L168 220H165V219H164L165 221H162V218H160V217H161V214H160L159 212H160L161 210H163L164 205H165V203H166L165 201H166V199H167ZM197 196H198V198H197ZM20 197H21V198H20ZM30 197H29V198H30ZM35 197H36V196H35ZM97 197H98V198H97ZM115 197H116V198H115ZM118 197H121V198H118ZM157 197H158V198H157ZM159 197H160V198H159ZM205 197H206V198H205ZM33 198H34V197H33ZM33 198H31V201H30V202H32V199H33ZM101 198H102V199H101ZM122 198H123V199H122ZM153 198H152V199H153ZM204 198H205V199H204ZM27 199H26L24 202H26ZM121 199H122V201H121ZM185 199H186V200H185ZM20 200H21L22 202H20ZM86 200H87V201H86ZM101 200L103 201V204H102ZM114 200H115V201H114ZM116 200H117V203H116ZM119 200H120L121 202H120ZM130 200H131V199H130ZM130 200H129V201H130ZM144 200H145V199H144ZM144 200H143V201H144ZM159 200H160V201H159ZM161 200H162V201H161ZM11 201L9 200V202H11ZM83 201H84V202H83ZM93 201H94L97 205H96ZM126 201H125V202H126ZM143 201H142L141 203H145V202H143ZM204 201H208V203H204ZM9 202H8V203H9ZM12 202H11V203H12ZM92 202H93L94 204H93ZM139 202H140V201H139ZM156 202H157V203H156ZM158 202H160L162 206H161V205H157V204H160V203H158ZM188 202H189V201H188ZM209 202H210L211 205L209 204ZM211 202H212V203H211ZM11 203H10V204H11ZM17 203H18V204H17ZM85 203H86V204H85ZM100 203H101V204H100ZM197 203H198V204H197ZM20 204H21V205H20ZM91 204H92V205H91ZM98 204H99L100 206H99ZM123 204H124V206H123ZM163 204H164V205H163ZM196 204H197V205H196ZM201 204H203V205L205 204V207H203V208L206 209V212H203L204 209L200 210V207L202 208V205H201ZM36 205H37V204H36ZM82 205H83V209H84V210H82V209L80 210V208H82ZM94 205H95V207H94ZM108 205H109V206H108ZM14 206L17 208V210H16V208H15ZM17 206H18V207H17ZM101 206H102V207H101ZM106 206H108V208H110V209H108ZM125 206H126V207H125ZM127 206H128V208H127ZM144 206H145V207L147 206L148 209H147V207L145 208ZM158 206H160V207H158ZM211 206H212V208H211ZM19 207H20V208H19ZM35 207H37V206H35ZM74 207H75V206H74ZM98 207L101 208V209H104V210H101V209H100V210H101V212H100V210L98 209ZM114 207H115V208H114ZM154 207H155V208H154ZM197 207H198V208H197ZM209 207H210V208H209ZM14 208H15V209H14ZM91 208H92V209H91ZM95 208H96V209H95ZM111 208H113V210H112ZM133 208H134V207H133ZM138 208H139V209H138ZM150 208H151V210H149ZM156 208H157L158 210H157ZM94 209H95V212L92 213V212H93L92 210H94ZM114 209H116V210L114 211ZM137 209L140 210L141 208H140V207H137ZM146 209H147V210H146ZM159 209H160V210H159ZM207 209H210V210H207ZM14 210H15V211H14ZM105 210H106V211H107V210H111V211H110L111 213L108 211V212L110 213L109 216L111 215L110 217L108 216V212H106ZM154 210H155V211H154ZM19 211L17 212L18 214H19ZM81 211H82V212H81ZM84 211H85V214H84ZM97 211H99L100 214H99ZM104 211H105L106 213H105ZM147 211H148V213H147ZM197 211L200 212V213H197ZM13 212H11V213H13ZM74 212H76V213H74ZM96 212H97V213H96ZM150 212H151V213H150ZM14 213H13V214H14ZM72 213H71V214H72ZM112 213H113V214H112ZM145 213H146V214H145ZM196 213H197V214H196ZM82 214H83V217H85V218H87V219H83V218L80 216V215H82ZM135 214L138 215L137 218L135 217V216H136ZM159 214H160V216H159ZM199 214H200V215H199ZM88 215H89V218H88ZM96 215H97V216H96ZM124 215H125V216H124ZM132 215H133V217H135L136 219L133 218L132 221H131V220H130V217H131ZM157 215H158V216H157ZM17 217H19V216L17 215ZM100 217H101V219H99ZM113 217H114V218H113ZM197 217H198V218H197ZM111 218H113L114 220L111 219ZM127 218H128V219H127ZM131 218H132V217H131ZM157 218H158V219H157ZM14 219H17L15 214H14ZM77 219H78V220H77ZM96 219H97V220L99 219V221H97ZM104 219H106L107 221L104 220ZM82 220H83V221H82ZM91 220H92V221H91ZM101 220H102V221H101ZM196 220H197V221H196ZM198 220H200V221H199L200 223H198V224H200V225H202V226H200V227L198 226V229H197V228H196L197 225H195V224H197L196 222H198ZM100 221H101V222H100ZM166 221L169 222V223L172 225V227H171V225H170L169 229L167 228V227L169 226V224H168ZM201 221H202V224H201ZM161 222H162V223H161ZM163 222H166V223H163ZM103 223L105 224V226H104ZM203 223H204V224H203ZM11 224H12V223H11ZM83 224H84V225H83ZM101 224H103V225H101ZM120 224H123V223H120ZM166 224H167V226L165 227L164 225H166ZM17 225H18V223L16 222V226H17ZM35 225H36V223L33 222L32 226L35 227V229L32 228L33 230H37V227H36ZM100 225H101V226H100ZM118 225H119V224H118ZM175 225H176V223H175ZM175 225H174V227H175ZM16 226H14V227H16ZM45 226H46V225H45ZM45 226L43 225V227H45ZM53 226H55V224H53ZM163 226H164V227H163ZM43 227H42V228H43ZM76 227H75L74 229H78V228H76ZM103 227H105V228L107 229V231H106V229L103 228ZM162 227H163V228H162ZM48 228H49L50 230L52 229V227H49V226H48ZM85 228H86V229H85ZM98 228H99V230H100V228H103V231H102V229H101L100 231H99V230L97 231ZM133 228H134V227H133ZM172 228H173V230H175L174 232L171 230ZM175 228H176V227H175ZM182 228L185 229V230L183 231ZM195 228H196L195 231H196V232L198 231L201 237L198 235V232L196 233L195 231H194L195 234L193 235V230H194ZM17 229H18V228H17ZM55 229H56V228H55ZM104 229H105V231H106L107 234H105ZM187 229H188V230H187ZM189 229H190V231H189ZM202 229H203V230H202ZM50 230H49V231H50ZM137 230H134V229H133L134 232H133V231H132V232H133V233H135V231L138 232ZM182 231H183V232H182ZM185 231H186V232H185ZM201 231H202V232H201ZM14 232H16V230H14ZM34 232H35V231H34ZM99 232H100V233H99ZM103 232H104V233H103ZM113 232H114V231H113ZM132 232H131V233H132ZM120 233H121V231H120ZM123 233H125V231H122L121 234H123ZM129 233H130V232H128V234H127V231H126V234H124V235H126V236L129 235V236L131 237V235H132L133 233H132V234H131V233L129 234ZM173 233H174V234H173ZM181 233H182V234H181ZM183 233H185V234H183ZM189 233H191V234H190L191 237L189 236ZM93 234H94V235H93ZM98 234H99V235H98ZM113 234H114V233H113ZM136 234L139 236V237L137 236V239L134 238V237H136ZM139 234H140V235H139ZM141 234H142V233H140V231H139L138 233L133 234V235H135V236H133L132 240H131V238H130V239L128 238L129 236H128V237H125V236H122V235L118 234V235H120V236L123 237V241L125 240V241H127V242L125 243V241L123 242V241H120V240H119V242H118L117 244H115V246H114V250L111 249V248H113V245H114V244H112V245H111L112 247H111V248H107V249H106V252L108 253V252L111 250L110 252H112V253H114V252H116V251L119 253V252L122 251V248H123L124 253H128V254H130L132 251H135V250H134V249H136L135 247H138L139 245H143V244H141L142 241H144L145 243H146V242L148 243V242H150V241L152 242V240H150V241H145V239H147V238L149 237V236H148V237L145 238V236H146L147 234H146L145 236H144V234H142V235L144 236L145 239L143 238V236H142ZM148 234H149V233H148ZM156 234H155V235H156ZM97 235H98V237H97ZM104 235H106L107 237H105ZM110 235H112V234H110ZM118 235H116V237H117ZM150 235H152V236H151L152 239H153V236H155L154 234H150ZM173 235H174V236H173ZM100 236H101V237H100ZM102 236H103L104 238H103ZM141 236H142V237H141ZM172 236H173V237H172ZM194 236H195V237H194ZM196 236H197V237H196ZM94 237H95V238H94ZM113 237H114V236H113ZM116 237L112 238V240H111L112 243H115V242H113V239H116V241H118L117 238H119V236H118L117 238H116ZM140 237L142 238V241H140V239H141ZM180 237H182L183 239H180ZM187 237H188V238L190 237L191 239H190V238L188 239ZM89 238H90V239H89ZM91 238H92V239H91ZM138 238H139V239H138ZM175 238H177V237H175ZM196 238H198V239H196ZM202 238H203V237H202ZM202 238H201V239H202ZM19 239H20V241H21V238H19ZM88 239H89V240H88ZM105 239H107L108 241H106ZM133 239H134L135 241H134ZM143 239H144V240H143ZM187 239H188V240H187ZM192 239H193V240H192ZM194 239H195V240H194ZM39 240H40V239H39ZM39 240H38V241H39ZM45 240H46V239H45ZM101 240H102L103 242H102ZM138 240H139V242H136V241H138ZM147 240H148V239H147ZM165 240H164V241H165ZM183 240H186V241H183ZM189 240H190V241H189ZM104 241H105V243H104ZM130 241H131V242H130ZM164 241L161 240V242H164ZM166 241H165V242H166ZM187 241H188V242H187ZM198 241H196V243H198ZM16 242H17V241H16ZM33 242H35V241H33ZM39 242H40V241H39ZM39 242H35V243H38V247H37V245H36V246L34 245V247L37 248V249H35V250H37V254L35 255V257H38V256H39V257H41V258H46V257H48V256L51 255V254H48V253H49V252L52 253V251L54 250V253H52L51 256L54 257L55 260H57V263H58V264H62V262H61V258H63V260H64V261H63L64 264H71V262L68 261V259L75 258V257L78 256V254L81 252V251H80V248H79L78 246L73 247L74 245H76V244L73 243V238H70V239L66 242V244H63L67 249H66L65 247H63L62 244H59V245H58L59 247H58V246H56L53 242L48 243V244H46V243L44 242V243H42V245H41ZM87 242H86V243H87ZM92 242H93V241H92ZM99 242L102 243V244H100ZM120 242H121V243H120ZM144 242H142V243H144ZM168 242H166V243H168ZM183 242H186V243H183ZM193 242H192V243H193ZM199 242H201V241H199ZM18 243H19V244H18ZM18 243H17V245H16V248H17V249H20V248H21V250H25V248L22 246V242L20 243L19 240H18ZM89 243H87L88 248H89L87 251L90 252V254H91V253H93V252H92V251H93V250H92V249H93L92 245H94V244L92 243L91 245H89ZM133 243H134V244H133ZM169 243H168V244H169ZM189 243H188V244H189ZM72 244H74V245H72ZM99 244H100V245H99ZM108 244H109V245H108ZM119 244L121 245L122 248L120 247ZM126 244H127V246H125ZM128 244H129V245H128ZM136 244H137V245H136ZM138 244H139V245H138ZM148 244H149V243H148ZM148 244H147V245H148ZM150 244H151V243H150ZM173 244L171 243V244H169L168 246L171 245L172 248L176 247L175 245H174V247H173ZM20 245H21V246H20ZM46 245H47V246H46ZM71 245H72V247H71ZM122 245H123V246H122ZM133 245H134V246H133ZM144 245H145V244H144ZM151 245H152V244H151ZM98 246H97V247H98ZM116 246H117V247H116ZM118 246L120 247L119 250L121 249V251L118 250ZM132 246H133V247H132ZM19 247H20V248H19ZM39 247H40V248H41V247H42V248L44 247V248H45V249H44V252H43L42 248L40 249ZM115 247H116V248H115ZM22 248H24V249H22ZM58 248H59V249L61 248L62 251L67 250V251H65L66 254L62 253ZM63 248H64L65 250H64ZM70 248H72V249H71L72 251L70 250ZM91 248H92V249H91ZM102 248H104V249H102ZM125 248H126V249L128 248V249L125 251ZM129 248H130V249H129ZM38 249H39V250H38ZM52 249H53V250H52ZM68 249H69V250H68ZM90 249H91V250H90ZM108 249H109V251H108ZM116 249H117V250H116ZM21 250H19V251H21ZM28 250H29V249H28ZM40 250H42V251L40 252ZM45 250H46V251H45ZM51 250H52V251H51ZM55 250H56L57 252L60 251V253H61L63 256H62V255L60 256V255H59L60 253H57ZM73 250H75V252H74L73 254L70 253V254H71V256H70L69 252H73ZM89 250H90V251H89ZM97 250H98V251H97ZM97 250H96V249L94 250V251H96L97 254H98V255L96 254V255H97V259H98L99 257H100V258L105 257V258L101 259L100 262H98L97 259H96V261H97L99 264H102V263H103V264H107L108 262H109L108 264H115V263H117V264H121V263L126 264V260L131 259V261H132V256H130V255H127L128 258H126V257H122V256L119 255L118 253H117V254H118L119 256H118L116 253H115V255H114V254L111 255V253L109 252L110 256H112V257H110V256H108L109 254L107 255V253L104 254V252L102 253V251H99L100 249L97 248ZM115 250H116V251H115ZM38 251H39V252H38ZM78 251H79V252H78ZM123 251H122V252H123ZM128 251H129L130 253H129ZM29 252H30V251H29ZM45 252H46V253H45ZM67 252H68V254H67ZM77 252H78V254H77ZM160 252H162V251H160ZM39 253H40V255H38ZM55 253H57L60 257H58V255L55 254ZM155 253H157V252H155ZM42 255H43V256H42ZM53 255H54V256H53ZM100 255H101L102 257H101ZM103 255H106L107 257H110V259L108 258L110 261L107 260V257H106V256H103ZM113 255H114V257H115L116 255H117V256L114 258ZM98 256H99V257H98ZM39 257H38L37 259H39ZM120 257H121V259H120ZM100 258H99V259H100ZM122 258H123L125 261H123ZM30 259H31V258H30ZM111 259H113V260H111ZM105 260H106L107 262H105V263H104V262H101V261H105ZM115 260H116V261H115ZM96 261L94 262L95 264H97ZM113 261H114V262H113ZM129 261H130V260H129ZM131 261H130V263H131ZM89 263H90V264H93V263H91V262H89ZM89 263H86V264H89ZM31 264H35V262L33 261ZM127 264H128V261H127ZM146 264H150V263H146ZM205 264H208V263H205Z\"/></svg>", "mask_w": 264, "mask_h": 264}]
</instances>
